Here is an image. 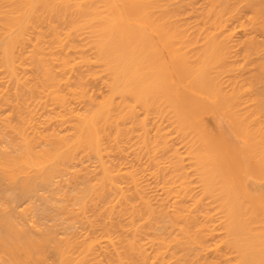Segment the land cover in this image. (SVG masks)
<instances>
[{
    "label": "bare ground",
    "instance_id": "1",
    "mask_svg": "<svg viewBox=\"0 0 264 264\" xmlns=\"http://www.w3.org/2000/svg\"><path fill=\"white\" fill-rule=\"evenodd\" d=\"M231 23L232 24L233 23L235 24L234 25V29H235V26H236V28L238 27L237 29H239V27H240V29H244V30L241 31V33H243V35H245V36H249V33L252 32L251 36H249V39L247 37H244V38L245 39H248V42L251 43V44H249L250 45L249 46L250 48L253 47V50L254 49L257 50L258 47H261L259 45V44H261L260 41L262 39H264V36L262 38L260 37V36H262L260 32H262L263 35H264V31H263L264 30L263 29L264 28V0H0V110H2V112H3L2 114L0 113V131H5V132L7 131L8 132V133H1L0 132V174L4 175L5 180L8 179L10 181L13 179V177L15 175L18 176L17 174L23 175V176H21V175L18 176L19 177V182H16L17 180L16 181H13V182H9V181L5 182L6 184L7 183L8 184L10 183L9 186L10 185H14V189L15 190H18L19 193L15 191L16 193H13L14 194L13 196L16 195L15 198H17L18 195H19L20 196L19 199H21V201H22V199H23V201L24 200H26V201L28 200L29 201V204H31L33 208L36 207V209H37L36 210L37 211L36 215L38 214L37 216H39L40 218H42L43 216L47 217L46 216L47 214L51 218V225H47V224H45L43 222H40V220H38L39 222L38 221L37 222L34 221L35 223H31L32 225L31 224L28 225L29 223H27L25 221H21L20 219L18 220V217L15 215L17 213L15 211L16 210L15 208L10 207V208H12L14 210V211L12 210V212H11L10 210L8 211V209H10V208H8V205L9 204L7 205L6 202H5V204H6L7 207L5 206L4 203L2 204V206L0 205V264H148V261L152 262L156 258L155 256L158 257L159 254L158 255L157 254H154L155 255L154 256L153 255V252L155 253V251H158L159 249L160 250L158 252H160V253L161 252L162 253L167 252V254L166 253L164 254V257H166V255L167 256L169 255L168 256L169 258L166 257V258L169 259V262H172V263H169V264H175V263L177 264V261H179V259L177 258L178 256H179V258L181 260L184 258L183 260L186 261L183 264H186L189 260L192 261L194 258L196 260V257L198 259V264L199 263L200 264L201 263L202 264L203 263L204 264H206V263H210L211 264L212 263V260L211 259L209 260L208 258L211 257L212 255H213V257H211V258L213 259L214 262H216V260H219L222 257V259H220V262L221 263H219L217 261L218 263L216 262V263H213V264H231V262H233V264H236V263H234V261L235 262L238 261L239 258L242 259L240 256H237V253L239 255V250H238L239 247L237 248V253H236V251L234 249L233 250H230V249H232V247L231 248L228 247V249L230 250V251H228L227 247H225V246L224 247L223 246L222 247L220 246L219 247L220 249L217 248L215 250L219 254H217L213 250L214 251V254L215 255H218V257H220V258H218V257L215 258L214 254H212L213 251L212 250H211V252L207 251L206 247H208V249L210 247L213 248V246L215 247V245L218 242H221V241H222L221 243H223L221 245L228 244L227 246H229L231 244L230 246H233L232 244H234L235 247H237L236 245H238V246L242 245L241 242L238 240L241 237V236L238 235L239 232H237L238 227H235V228H237V230L235 228H233V229L236 230V232H237L236 235L238 237L234 234L235 233V230H234V231H231V232L232 233L234 232L233 234L235 235V238L232 237L233 235L231 233H229V234L232 235V236L230 235L231 238L228 236L230 238V242L228 240L227 241L225 240L227 238V236H225V234H227V232L225 233V231H227V228L226 227H231L226 222L230 221L229 219H232V215H231L232 213L230 214L231 217L228 215L230 218L228 217L227 221L225 220L226 217L224 218V216L227 213H229V212L226 213V209L230 208L229 210L231 211V206L229 205L230 204V201H229V204H227V205L225 204L226 206L223 207V208H222V206H224V203L222 204L220 202H218V203L216 202L217 206L214 205L215 207L212 204L215 201H218V200L219 201H223L225 199L224 196L226 198H228L227 196L229 195V197H230V190H232V188H233V190L231 192H232V195H233L234 187H236L235 185H237V187L240 188L241 187L240 185L244 183L243 182L244 178H242V176H240L238 173L239 172L240 173H244L247 170H244L241 166L237 167L238 169H240V170H237L236 166L239 165L238 164V161L235 162L236 160L234 161L232 159V161H229V163L230 162H233V161L235 162V163L234 162L233 163L236 164V165H233V163H231V165H233L232 167L235 168L238 171V173L234 169L235 171L230 173V174L233 173L232 174L233 176H229L230 178H227L228 176H227L226 173H229L231 171V169L227 165L228 164L227 161H225L226 163L224 162L225 164H223V161L226 160V158H228L225 155L224 157H226V158L225 159L223 158L224 160L221 162V164H223V165H219L220 162H218L219 164L217 163L216 165H214V164L211 163L212 165H214V169L218 165H219L218 166L219 169L221 167L222 168H225L226 170L228 168L230 169V170L228 169L229 172H227L225 169H224L225 170L224 171L221 168V170H223L224 172L220 170L221 171V174H218V176H221V175L224 174V176H222V177H223V179L225 178L224 179L225 182H224L223 179H221V177L217 179V182H214L216 180H213V179H216L217 173L214 172L215 171L214 170L213 173H216L215 174L216 176L215 175L212 176V174L210 173L212 171V168H211V171L210 172L208 171L209 173H207V174L210 175L209 178H212V181L207 179L208 176H207L206 179H207V181L209 183L214 182V184L211 183L209 185V183H207L205 180H204L205 181V183H204V181L200 180L201 178H199V176H200L199 174L200 173L201 174L203 173V170L201 169L202 166H203V164L201 165V168H199L200 166L197 167V168H199L198 170H197V168L194 165L192 167V164H195L196 165V162H197L198 158H203V154H205V153H206V155L210 156L208 159H210V158L213 159L214 157H217L218 155L221 156L222 154H224L226 152L224 149H226L227 146H225L226 147L225 148V147H223L221 145L222 146V147L220 146L221 150L218 148L219 146L216 147V148H215V146L218 145V144H222L220 142H223L222 136H224V134H219V133L220 132L223 133L225 131L228 132V130H230L227 127L228 125L227 126L225 125L227 127L226 128L227 130L224 128L225 131H223L224 129H223L222 125H221V127H222L221 130L223 129L222 131L217 129L218 126L216 128L214 127L215 129L218 130V136L217 135H213V137L217 141V142H214L215 139L213 141L214 143H216V145L214 144L215 145L214 148H215V150L218 148L220 150V151L217 150L218 152H221L222 149L224 151H222L223 152L222 154L221 153L219 154L217 151L216 152L213 151L212 150L213 147L211 146V144L213 145V143L211 142V139L212 138L209 140L208 139V136L204 132V130H203V134L201 133L202 132L201 131L202 130L201 128H203L204 126H202L201 128H200V126L203 125L202 123L204 121L201 122L202 119L201 120L197 119L198 117H200V114L201 115L204 114L203 111L202 112H199L200 111V106L198 104H200L199 101L201 99H197L196 97H195V100L196 101L194 99H191V98H193L195 96L194 94L196 93V91H198L197 93H200L201 95L202 94L203 95L205 94L204 96H207L209 94L210 96L208 95L207 97H212L213 98L214 92H216L215 89H218L216 83H219L218 84V87H219L220 86V83L222 82L221 83V87L224 86V89L226 91H228L229 94H230L231 90H234V89H235L234 91H236V89H239V90L236 91V94H239L237 92H239V91H241L243 89L242 87L239 88V85L240 84H239L238 81L241 78H243V81H244L242 83L243 85L241 84L242 86H245V85H248V84H250V85L252 84L251 86L248 85V89H249V86H250V88H252L251 90H253V89L256 90V91L260 90V89H257L258 87H256V86L253 85V83L254 84L257 83L255 80L261 81L262 83L258 81L259 83H257L256 85H258V84L261 83L260 85L262 86V89L264 88L263 87V85H264V83H263L264 82V80H263L264 79V74L263 73L264 72L262 74L259 72V71H261L260 70V67H259L260 66L259 65L260 62H261V64L263 63V66H264V60L263 59H262V61L260 60L261 58H264L263 55H260V57L261 56L262 57L259 59L258 58L259 56H257L256 54H253L252 53L253 50H249L248 47L246 46L248 44H246L245 40L244 41L242 40V39H244L243 37H241L242 39L239 37L242 45L239 43V41H237V40L234 39L237 42V45H239V44L240 45L239 46H237V45H234L233 46V43L232 42H234V40L231 41V40L228 39V38H232V37L234 38V35H236V32H235L232 37L230 36L231 33H232L230 30H232L231 28L233 27V26L231 27V25H232ZM245 27H247V28H245ZM251 27H253V28H251ZM222 28H224V30H222L220 32V34H222V35H224L226 33V32L224 33L225 30L227 31V30L230 29L229 31L231 33L229 31H227V34L229 32L230 35H228L229 37L228 36L227 37L225 36L226 40L224 42L226 43V41L229 40L230 41L229 43H231L232 46L229 45V43H227V48L226 47H223V46H220V48H219V45H218L219 51L221 53L223 52V54H225V55L223 56V54H222L223 57H221V55H220L217 58V61L214 60L215 58H213V61L214 62L216 61V63H212L211 62V64L212 65L217 64V65H214V68H217V69L220 68L218 70L217 69L215 70L217 73L214 72L216 74V76H217L218 79L222 77L221 75L223 73H225L227 75H224L223 74L225 77L222 78L223 81L219 79V82H218V79L217 78H214L216 80V82L214 83V85H216V88L212 84H211L212 87H210L211 85L209 86V88H213L214 87V90L210 89V92H211V90H212V92L214 91L213 94H212L213 96H211V94L208 91H203L202 90L203 84L205 85V83H206L205 81H207L206 80L207 78H205V80L203 81L204 83L202 85H200V83H202L200 81L205 76L207 77V74L206 75L202 74V73H204V71L206 73L209 72V74L211 72L210 75L213 74V71H211L210 64L208 63V61L212 59V58H210V56L211 57L213 56L214 49L212 50V54H211V51H207L205 49V48H209V47H206L207 44L205 45V44H202V43H207L205 41V39H207L208 36H210V34L212 33V29H216L214 31L215 32L216 31L218 32V30L219 29H222ZM249 28H251L252 30L254 28L255 29L258 28L256 30L257 31H260V32H258V34L260 36L256 33L257 31L255 29H254L255 30V32H254V30L252 31ZM131 29L132 30L133 29H136V30H141V31L143 30V31H145V37H148V39L147 38H146L147 40L145 38L144 39L142 38V39L149 42V44H148L149 46L148 45H145L146 42H145L144 45L147 46L150 50H147V47H145V46L144 47L146 49H144V50L146 51V53L151 52V53L147 54L146 60H148V62L147 61L145 62L143 59H141L140 55H144V53H140V52H143L144 50H142L143 48L140 49L141 47L140 48H138V46L136 47V41L135 40H133L132 38L127 39V40H131L132 39L130 41V43L133 41L131 43V46L133 44L135 45V46H132L134 48H129L128 50H126V49L129 47V45H128L129 42H128V44L125 42L126 41L125 40V36L123 37V42L122 41H119L120 38L122 39V35L121 36H117L119 34V32L121 33L122 31L124 32L125 30H131ZM183 29L185 30V33L188 34V35L187 34L186 35L183 34L185 36V41L186 42H187L186 39L188 38V36L191 33L189 29H192V30L195 29L193 31L194 35H195V32H197L196 29H201V30L202 29H207V30L211 29V31H209V34L207 33L208 32L207 30H206L207 32L206 31H205V33L203 32V34L205 36V39H204V37L200 38V36L202 35L201 34L202 31H200V33H199V30H198L197 33L201 34L200 36H197V34H196L195 36H197V37H195V36H189V37H191V39L193 37L192 40L190 38H188L189 39L188 40V43H190V44H188V46L190 48L193 47V46H190V45H194L196 43L195 42L196 41V38H199V39L203 40V41H200L198 39L201 42V45H200V42H199V44L197 43L199 46L196 47V45H194V49L195 48L199 49L200 51L197 50L198 53H200L202 49H203L202 50L203 52H206V54L205 53L200 54V55H202V57H203V54H205V58L203 57L205 60H207V58L209 59L204 64H203V62H204L203 60L204 59H202V57L200 55H199L200 57L198 55H196V57H193L192 56V55L198 54V53H196L197 51H194V49H191L194 52V53L192 52L193 54L191 53V55L189 53L187 54V50H186V56H184L185 52L183 53V51H185V49H188V46H184V47H186L185 49L182 46L183 44L185 45V43H186V42H184V39L182 38V35L180 36V38L183 41V42H181L182 45L180 44V46H182V47L178 48V42L179 41H176V38H174L175 41L168 42L170 39H172V35H171V38H168L169 37L167 35L168 34V31H169V34H171L172 33L171 30H175L176 33H178V34H173V33L172 34L175 35L174 37H177L178 38L179 37L178 35L181 33L180 31L183 30ZM234 29H233V31H234ZM245 29H246V31H245ZM261 29H262V31H261ZM146 30L152 31V33L153 32L154 33H157V37L159 36V34H164L163 32L167 31V32H165L164 35H162L161 37H158L160 45L163 43L162 41L164 40V38H167L168 40L165 39V41L167 40L166 41L167 42L166 44L167 45L170 44V46H171V44H173L171 51L172 50H174V51L183 50V51L180 52L181 55L177 51V54H178L177 57L179 56L178 58H179V60L182 61V63H186V64H184L185 66H187L189 63H190V65L193 64V62L196 60L197 56L200 58L199 61H198V63L199 62H202V61L203 62H202V64L199 63L200 64L199 65L195 61L193 66L196 67V65H197V67H199L201 65L202 66L205 65V64L207 65V63L209 64V65H207L206 69L209 67L208 69H210V71L208 69L206 70L205 68L202 67L203 70L204 69L205 70L204 71L201 70V72H198V70H197V72L200 73V74H197V72L194 73V70H196L197 67H196V69L195 68L194 69H191V68H193V66L191 65V68H190L189 65H188L187 68H190L191 70L190 69H187V68L185 69V67L183 65H181L182 63L180 64L181 61L180 62L178 61V59L176 57V53L174 54L175 57H176L175 58L176 61L174 63H176L178 61V63H179L178 65H181L184 68H181L180 67L181 69H179V68L174 67V65H173L174 63H172V60L173 59L172 60H169V64L171 66L170 68H172V67L175 68V69H173V68L171 69V70H173V72H175V70H177V69L180 70V71L183 69V72H184L183 74H182V72L179 73L180 71H178L176 73L182 74L183 75V79L185 78L184 80H186V81L189 80V83H186L184 86H186L187 84L189 86V84H190V86L193 88L194 94H192L191 92H188L192 88L189 86V89H188V86H187V89H188L186 91L188 93L187 95H189V93H190V95H189L188 98H190L193 95V97H191L189 99V103L191 102L190 103V106L191 107H187V106H189L188 105L189 103L186 105L187 110L184 109V108H181L182 106L179 107L181 109H179L177 107V106H179V104L180 105L183 104L182 101L183 102H184V100L185 101H188V99L185 98V96L187 97V95L185 93V96L184 97H183V95H182V97H180L181 95H179V94L182 93V92L184 93L185 90H182V92L179 91V90H175L176 89L175 83L177 84V82L176 81L175 82L173 81L174 82L173 83L174 85H173L172 84V81H171L172 80L171 76L169 75L170 76L169 78H171L169 80V78H167L168 75H165V74H167V72H168V74H170L169 73L170 68L166 66L167 64H164L165 62L161 66V70H163L164 72L160 70V67H157L159 69L156 68L157 69V70L155 69L156 70V73H154V75H156L155 77L160 76L162 78V80L161 79L158 80L157 78L156 79L154 78V81H155V84L156 83L161 84L163 82V85L164 86L161 84L162 87L158 88V89H160V91H158V92H159V94L161 96H162V94H164L166 97H167V95L169 93L168 97L170 96L171 98L170 97L169 98H165V101H164V97L165 96L163 95L162 96L163 98H162L156 92L157 90L155 88H156V86L158 84L153 86L154 89H155V91L154 90H151V89H153V87L152 88L150 87L151 85H153L152 80L150 79V81L152 83L151 84L150 81L146 82L147 78L142 77V76H144L146 74L144 72L146 71L147 68L149 70V71L148 70L146 71L147 72V75H151V74H148V73H150V72L152 73V70L153 69H151V68L149 69V67L151 65H153L155 67V64H156L155 63L156 62L155 60H157V58L154 56L155 54L153 55L152 53H155V52L158 53V52H160L159 49H156L158 52L156 50H154L157 44L156 45L153 44L154 42L151 43L154 40H152L151 35H149L150 34L149 31H148V34H147ZM186 30H187V32H186ZM175 31H174V33H175ZM243 31H245V32L248 31V32L245 33ZM128 32H131V31H127V33ZM212 34H211L212 37L210 36L209 39L210 38H213L214 37L213 35H215L217 37L219 36V35H216L215 33L213 35ZM218 34H219V32H218ZM126 35L128 37L130 35V33H128ZM222 35H221V37H222ZM252 35L254 37H257V38L260 37L261 40L260 39L253 40L254 38H253ZM132 36H134V35H132ZM132 36H129V37H132ZM136 36H138V35H136ZM240 36H242V35L240 34ZM139 37H138V39H139ZM143 37H144V34H143ZM219 37L216 39V42L219 44L220 41L218 42V40H221L222 43L221 42L220 43L224 45L225 43L222 41L223 37L222 38L221 37L219 38ZM180 38H178V39L180 40ZM236 39H238V36H237ZM190 40H191V42L194 40L193 42H195V43L192 44L190 42ZM198 40H197V42H198ZM258 40H260V41H258ZM165 41H164V43H165ZM211 41L212 40H210V42ZM213 41H215V37L213 38ZM118 42H121L122 45H123V43L124 44L126 43L128 45V46L126 45L127 47L125 45L123 46L124 47L123 49H125V47H126V49L124 51H122L121 53H120L121 50L119 48H118L119 53L117 52V45L120 46V44H118ZM140 42L141 43L142 42L144 43V41H142V40ZM236 42H234V44ZM252 42H257V43L260 42V43L259 44L256 43V47L257 48H255L254 47L255 45L253 43V45H254L253 46L252 45ZM137 43H139V42H137ZM143 43H142V45H143ZM174 43H177V45H176L177 47L174 45ZM211 43H213V42H211ZM211 43H210V48H211ZM262 43H264V40H263ZM150 44H152V45L150 46ZM166 44H164V45L162 44L164 48L167 47ZM154 45H155V47H153ZM213 45H214V43H213ZM201 46H203V47L205 46V47L204 48L203 47L201 48ZM224 46H226V44ZM240 46H241V48L243 46H245V47H243V50L246 49L245 51H249L248 54H246V56H248V57L250 56L249 55L250 51H251V54L252 55L257 56L256 58L254 57L255 59L253 58L252 61L259 62V64H258V67H257V65H256L257 63H255L254 64V67H253V70H252L249 65H252L253 63H252L251 59H248V57H247V59H248L247 61H249L251 64L249 62L245 61L244 65H246L248 63L247 65H248V67H250V68H248V70H251L250 71V77L251 78L249 77L250 81L248 79V76L249 75H246V78L244 79V77H245L244 75H245L246 72H244L243 69H245L246 67L243 66L242 67L243 69L241 68L240 70H238L240 72L242 70V72H243L242 74L243 75L240 74V72H239V74H237V76H236V74H235V76H233L234 74L231 75V76H233L235 78L237 77V79L235 80V78L233 79V77H230V78H232L233 85L232 86H228L227 85L229 87V89H228L227 86H225V85L222 86V84H224L227 81L226 78L229 80L228 82L230 84L231 83V81H230L231 79L228 78V76H230L229 73H231V72L235 71L236 69H238V68H235L236 65L237 66H240L241 65V63H240V65L239 64H236V63H239V61L241 60V56H242L241 55L242 53L239 54V52H240L239 50H241V49H239ZM262 46H264V44H262ZM213 47L214 46H212V48ZM221 47H222V50L223 51L220 50ZM235 47H239L235 51L233 50L235 52V57L234 58L236 60L238 59V61L235 60L236 63H234L233 62L234 60L233 59H230L229 61L231 62V65H230V62H229V64H228L229 66H226V64L228 62L227 61H224V60L227 59L225 56H227V54H228V58L233 57L232 55L229 56L230 55L229 52H232V50L230 51V49H233ZM136 48L137 49H140V51L139 50H135ZM151 48H152L153 51H151ZM168 48H170V47H168ZM173 48H175V49H173ZM223 48L225 50L227 49L226 51L229 50V52L228 53H224L225 50ZM204 49H205V51H204ZM263 49H264V47H263ZM263 49L262 50L259 49L260 52H262V54H264L263 53L264 52ZM165 50L167 51V49H165ZM191 50H189V51H191ZM127 51H129V52H127ZM147 51H149V52H147ZM174 51H173V53H174ZM216 51H217V54L216 55H218V53L220 54V52L217 50V47H216ZM123 52H124V54H123ZM125 52H127V55L128 56L125 55ZM130 52H132V53L133 52L134 53L136 52L137 53L136 54L137 56H134V53L132 54ZM138 52L140 53V55H139ZM162 52H160L161 55H162ZM208 52H209V57H206V55L208 56V54H207ZM160 53H158V54L160 55ZM170 53L171 52H170V49H169L168 54H170ZM173 53L170 54V55H168L169 59H170V56H171V58L172 57L174 58ZM182 53H183V55H182ZM122 54H123L124 58L127 59V61H126V59L123 58V56H121ZM158 54H156V56ZM214 54H215V52H214ZM257 54H259V53H257ZM117 55H120L121 57L120 56H117ZM130 55H132L134 57V59H136V60L140 57V59H138V62L135 61L137 64L139 62L141 64V61L142 60L144 61L145 64L142 62L143 63V67H141L142 65L141 66L134 65V66H136V68L137 67L138 68L141 67V69L143 68L142 70H144V72H142V73L138 72V70L141 71V69H138V68L136 69L133 66L132 63L134 62L133 61L134 59ZM138 55H139V57H138ZM187 55H190L191 58H189L190 56H187ZM153 56H154V58H156V59L153 58V60L155 62L153 60H151ZM236 56H239V57L237 58ZM244 56H245V53H244ZM117 57L118 58L120 57V58L118 59ZM183 57H185V58L188 57L186 59H189V60H193V59H195V60H193L192 63L188 60V64H187V60L184 62L183 61ZM220 57L223 60H220L221 59ZM239 58H240V60H239ZM242 58L244 59L245 57H242ZM128 59L129 60L131 59L130 61L132 63H129L130 61ZM158 59L161 60V59H164V57L162 56L160 58V56H159ZM201 59H202V61H201ZM124 60H125L126 63L123 62ZM160 60H158V63L159 64H156L157 66H160V62H159ZM218 60L222 61L223 63L220 62V61H218ZM170 61H171V63H170ZM242 61H244V60H241L240 62H242ZM117 62H120L121 64L120 63L118 64ZM218 62L221 63V64L219 65ZM224 62H226V64ZM146 63H148V64L150 63V66L148 65V67H146ZM232 63L233 64H236V65H233ZM128 64H130L131 67L128 66ZM144 65H145V68L146 69L144 68ZM175 65H177V64H175ZM212 65H211V68H212ZM223 65H225V68H223ZM232 65H233V69H231V67H230ZM153 66H151V67H153ZM118 67L120 69L116 70ZM122 67H123V70H124L125 75L123 73ZM126 67H128V68L130 67V68L129 69L127 68V71H126ZM226 68L228 69V71L230 69L233 70V71L230 70L231 72L227 73V72H225L226 71ZM255 68L257 69V71L259 70L258 73H260L261 75H263V77L260 74L258 75L257 72L254 73V77H255V74L257 73L256 75L258 76V78H256L257 76L255 78L251 76V75H253V74H251V72L255 71L256 70ZM130 69L133 70V72H131V74L129 73L130 71L128 72V70H130ZM223 69H225V71H222ZM189 70L190 71L193 70V73L195 74V76H198V78H199V76L202 77V79L200 77V79H201V80L199 79L200 81L196 77V79L199 81V85L202 86V87L198 88V85H197L196 86L197 88H195V84L196 83L194 84V82H193V81H195V80H193L195 77L192 79V76H194V74L192 72L189 73ZM157 71H158L159 74L157 73ZM218 71H219V73H218ZM220 71H221V73H220ZM238 71L236 70V73H238ZM117 73H119V74H117ZM121 73L123 75L122 78L119 77V76H121L120 75ZM126 73H128V75H130L131 77H129V76L127 77L126 76ZM134 73H135V75H134ZM136 73H138V74H136ZM191 73H192V76L190 75ZM247 73H249V71H247ZM139 74H141V75H139ZM209 74H208V78L210 77ZM117 75H118V77H117ZM165 76H166L167 79L165 78ZM187 76H188V80L186 78ZM189 76H190V79H189ZM216 76H214V77H216ZM124 77L127 78L126 79L127 82L124 80ZM147 77H150V76H147ZM180 77H182V76H178L177 78H180ZM212 77H213V75H212ZM260 77H262L263 79H259ZM136 78H138L139 80L137 79L138 80L137 81ZM142 78H145L146 79V80H144L145 82L143 81ZM140 79H142V80H140ZM165 79H166V81H164ZM181 79H179V80H180V82L182 81V83L179 82L180 84H178V85L183 84V81L184 80H181ZM214 79H213V82H214ZM121 80H123V81H121ZM133 80H136V83H134ZM148 80H149V78H148ZM157 80H158V82H157ZM160 80L162 82H160ZM179 80H177V81H179ZM190 80H193V81H190ZM209 80H211V79H209ZM234 80L236 82H238V83H235ZM252 80H254L253 83H252ZM118 81H119V83L122 82V84H119ZM141 81H143V82H141ZM198 81H196V82H198ZM130 82L132 84L134 83L133 85H135V86H133V89L131 87L132 84ZM191 82H193V83H191ZM208 82H210V81H207V84L204 87L207 88V86L209 84ZM211 82H212V80H211ZM228 82H227V84H228ZM100 83H102V84H100ZM129 83H130V85H129ZM168 83H170L171 85L168 84ZM245 83H247V84H245ZM123 84L126 87L124 89H123V86H124ZM237 84H239L238 85V88H236ZM121 85H122V87H120ZM146 85H147V87H146ZM136 86H141L140 88L143 87L142 89H144V90L140 89L139 87L137 88ZM174 86H175V88H174ZM99 87H101L100 89H102V87H103V89L105 88V90H104L105 93H103L104 92L103 90L100 92ZM128 87H129V89H128ZM134 87L137 89V91H136V89ZM164 87L166 89L169 88V89H167L168 92L166 91V89ZM171 87H173V88H171ZM179 87H181V86H179ZM204 87H203L204 90H209V89H206ZM246 87L247 86L244 87L245 91H246ZM117 89L119 90L118 93H117V91H118ZM122 89H123V91H121ZM195 89H196V91H195ZM224 89L223 88L220 89V91L221 90L223 91V93H221L222 95L220 93H218V92H217V95L219 94V96H222V97H224L226 95L225 97H228L229 94L228 93L226 94V91L224 92ZM125 90L127 92L128 91H131V92H128L127 93ZM148 90L149 91H152V94L151 95H150L151 92L149 93V96L150 97L147 96V91ZM229 90H230V92H229ZM254 90H253L254 93L251 91L254 95L251 94L250 91H249V93H250V95L252 97L249 96V93L247 95V96H249V99H250V100L248 99L249 103H250V101H252L251 103H253V100H256L257 99V97H255V98L253 97V96H256L255 93H257L258 94V97H259V94H261L262 91L264 92V90H261L260 92H256ZM133 91H134V93H133ZM177 91H179V93ZM245 91H243V93ZM143 92L145 93L144 94L145 96L143 95L144 98L142 96ZM153 92H156V94L153 93ZM161 92H163V93H161ZM115 93H117V94L115 95ZM124 93H126V94H124ZM138 93H139V95H138ZM197 93H196V96H197ZM243 93H240V94H243ZM133 94L135 95V97H132V99H135L137 102L136 101H133V100H130V98H131V96ZM175 94L177 95V98L174 96ZM200 94L197 97H200L201 98L202 96H200ZM223 94H225V95L223 96ZM234 94H235L234 92H233V94H231L233 96L232 100L234 99ZM152 95H154L152 97L153 99L151 98ZM155 95H157V97H156L157 101H156V99L154 100ZM215 95H216V93H215ZM115 96H117V97L119 96V98H117ZM122 96L125 97V100H123L124 97H122ZM129 96H130V98H128ZM146 96H147V99L149 97V99H148L149 102H148L147 99H146V101L144 100ZM136 97L138 99H136ZM160 97L163 99V103L164 104L162 102H160ZM179 97H180V99H179ZM238 97H239V95L237 96V98ZM240 97L241 98L243 97V99H245L244 96H242V95ZM240 97L238 99L239 102L241 100ZM114 98H116V99H114ZM120 98H122V99H120ZM181 98H183V99H181ZM247 98L248 97H246V100H244V101L247 102ZM117 99L120 100V102L116 101ZM126 99H127V101H126ZM223 99L225 100V98L218 99V100H220V103L218 101L217 104H220L221 105L222 104L221 102L223 101ZM235 99H236V95H235ZM121 100H122V102H121ZM205 100L206 99L202 100V102L204 103L203 105L206 107V109H204V110H206L205 111V115H206V112H208L207 111V107L210 108V109H213V111H214V113H210L212 111V110H210L209 111V115L210 114H213V116H216L218 113L216 112V110L214 108H217L218 107L217 109L220 111L221 109L219 107L222 108V106H224V108H225V106H227L228 103H229L228 99H227V101L225 100V102H226L227 105L225 104V102H223L224 105H222V106H220V105L218 106L217 104H215L216 105L215 106L214 103L211 102V104H213L215 106L214 108H211V107L207 106L208 104L206 102H204ZM232 100L230 99V102H232ZM262 100H263V103L259 101V103H258L259 106L256 104L258 107L257 106L256 107L254 106V103H256V101L253 103V108L254 109L256 108V110H257V108H259V112H257V113L250 112L251 113L250 114L251 116H249V117H248V115H249L248 112H246V111L241 112V110H244V109L237 110L238 108H241V106L243 104L241 105V103L238 104V102L236 103V102L233 101L232 102V105H231V106H234L233 103L234 104L236 103L235 104V108H237V109H234V110L235 111L237 110L239 112V114L241 113L242 117L240 116L239 119L242 118V120H240V121H242L241 122L242 125L241 124H239L240 126L238 125V127H241V130L239 128L236 129V131L240 130V131H238V133L236 131H235V133H233L234 130H235L234 127H233V129H234L233 132L232 131L231 132H228L229 135L231 133L230 141L232 143L231 142L230 143L231 144L238 143L239 141H242L243 140V142H242V145H243L246 142H248V140H249V143L250 142L252 143V144H249L250 146L252 145L253 147L255 146L254 148H257V145H258L260 147V148H257L260 152L259 153L258 152L255 153L254 156L255 155L257 156L260 153H262L263 155L262 154L261 155L264 156V151L261 152V150H264V147H263L264 145L262 146V144H264V142H263L264 141V134H262L264 132V129H263L264 127L261 125L262 124L261 123L262 117H263V125H264V116L260 115V113H262L264 111V97L263 96H262ZM139 101H143L142 103L145 102V107H144L145 111L143 109L144 112L141 110L143 108V106H142L141 103H139ZM151 101H152V103L149 105V103ZM169 101H172V102H169ZM125 102H130L131 104L134 103L135 106H134V104L133 105H128L130 103H126L125 104ZM147 102H148V104H146ZM117 103H119V105ZM167 103H170V104L168 105ZM176 103H177V105H176ZM185 103L186 102H184V104ZM192 103L194 104V106H193ZM209 103H210V101H209ZM215 103H216V101H215ZM162 104L165 105V107H163ZM184 104H183V106H184ZM121 105L122 106L128 105L129 107L131 106L132 107L131 113H130V110H129V112H127L129 107L122 108ZM138 105L140 107L142 106L141 109L139 108ZM147 105H149L150 109L148 108ZM157 105L159 107H157ZM246 105L248 106V103H246ZM261 105L263 106V108H260ZM116 106H117V108L119 106H121V107H119L118 110H117ZM160 106H162L164 109L160 108ZM245 106H244V108H247V106L246 107ZM152 107H153V109H152ZM167 107H169V108H167ZM176 107H177V109H179V111L180 110H184L185 113H184V111H180V113H176V111H177ZM205 107H203V108H205ZM228 107H230V106L228 105ZM136 108L139 109L138 110L139 113L140 112L142 114L144 113L143 115H145V117H142V119H141V117H139L140 115H142L141 113H140V115L139 114H134L137 111ZM157 108H160V109L158 110ZM166 108H167V110L169 109L168 110L169 112H171L170 113L171 114V117L170 116H167V115H170V114H167L168 111L166 110ZM248 108L251 109L250 108V105L248 106ZM119 109H122V110H120L121 112L119 111ZM124 109H127V111L124 110ZM147 109L149 110L148 112L146 111ZM170 109H172V110H170ZM188 109H189V111H188ZM195 109H197L196 112L198 111V113L194 112ZM228 109H226L225 111L227 112ZM115 110L117 112L119 111V113H117ZM123 110H124V112H123ZM132 110H133V114L134 115L132 114ZM229 110H231V109H229ZM234 110H233V112H234ZM251 110H253V109H251ZM114 111H115V114L116 115L114 114ZM154 111L155 112L156 111L157 112L162 111L164 113H161L160 112L161 114H157ZM225 111H224V113H226ZM237 111L234 112L235 115L233 114L232 116H230V117L228 116L227 117V119L228 118L229 119L231 118V121H229L231 123V126H233V125H235V127L237 126L236 125L237 122H238V119L236 117V115L238 116ZM145 112H147L148 114L145 113ZM150 112H151V114H153L152 116L153 117L155 116V117L152 119V116H151L150 119H146L147 118V115L148 116L151 115ZM172 112H175V113H173L174 115L172 114ZM190 112H191V114H192V112H194V114L196 113V115H197V116L195 115L197 117L196 118L197 121H193L194 123H192V121H190V120H193L192 118H190V116H191ZM215 112H216V115H215ZM228 112H230V111H228ZM244 112H246V113H244ZM39 113H41V114H39ZM123 113H126V114L123 115ZM128 114L131 117L130 119H128L129 118L128 117L129 116ZM156 114H157V116H156ZM165 114H166V116L164 117ZM176 114L179 116V118H178V116H176ZM186 114L190 115V116H188L190 119L187 118ZM246 114H248V115H246ZM255 114H257V117H255L256 119L253 117V116H256ZM262 114H264V112ZM119 115H121L120 118L118 117ZM159 115L160 116L162 115V118L163 117L164 118L163 119L162 118H159L158 119L157 117H159ZM181 115L182 116H185V117H182ZM228 115H231V113H228ZM243 115L246 118V120L248 119V121H250L249 118H253V120L255 119V121H253L251 119V121H252L251 124L248 122L249 125L248 124L246 125L247 128L248 127H251V126H255V125L257 127L258 123L260 122V124H259L261 126V128H259L260 130L256 129V131H255V128L256 127H251L252 129L250 128L249 132H248L247 129H245L246 127L243 129L244 124L247 123V121L243 118ZM258 115H260L259 118H258ZM39 116H41V117H39ZM125 116L127 117L126 118L127 120L124 119ZM133 116L135 117V121L138 120L139 123H135V121H134L133 122L134 124H132V122H130L131 120L132 121L134 120V117ZM173 116H175V117L173 118ZM180 116L182 118H180ZM213 116L211 117L212 119L211 118H208V119H206V121H209V119H211V121L214 120L215 121L214 124L216 122H219L221 124L223 122L224 123L226 122V119H224V118L216 117V118H218L216 120ZM36 117L39 118L40 120L39 119H36ZM136 117L139 118V119H141V120H143V121H141L142 123ZM166 117L169 118V121L167 120ZM192 117H194V116H192ZM224 117L226 118V114H224ZM234 117H236V118L235 119H232ZM118 118L120 120H123V119H124V121L126 120L125 121L126 124H127L128 120H129L128 125H126L125 122L120 123L121 121ZM116 119H117L118 122L120 121L119 123L121 125L124 123V127L120 128L119 127L120 124L118 122H116ZM144 119H145V122L148 121V120L149 121L145 123L144 122ZM151 119L154 120V124L153 125H151L153 122L150 123V121H152ZM157 119L159 121L161 119V121L159 122ZM174 119H176V120H174ZM243 119L245 120L244 123H243ZM257 119H260V121L257 120ZM186 120H187V123H186ZM232 120H233V122L236 121V120L237 121L233 124L232 123ZM155 121H156V123H159V124L161 123V126H163V125L164 126L166 125V126L165 127L164 126L161 127L159 124H157V126L158 125L160 126L159 127L160 129H157L156 130V128L154 126L156 124ZM163 121L164 122L165 121H168V122H166L167 124H163ZM171 121H173V122H171ZM175 121L176 122L177 121H179V122L181 121V123L183 125L180 124L179 122H177V124H176ZM114 122L116 123V125H115ZM253 122H255V123L252 124ZM174 123L176 125H173ZM198 123L200 124V126L199 125L197 127H196V125L194 126V124H198ZM238 123H240V122H238ZM138 124H139V126H137ZM145 124H146V126H149V127L151 126L150 129H151L152 132H155V134L154 133L152 134V132L149 131V128L148 127H147V130H146L144 128L145 127ZM129 125H131V127L134 125L135 127H132L131 128ZM184 125L187 127V129H185L186 127H184ZM173 126L177 128L175 132L174 131L171 132V130H173V129L175 130V128ZM215 126H216V124H215ZM125 127H127V129ZM128 127H129V129H128ZM138 127L139 128L142 127L143 129H145L144 132L142 133L141 132V131H143L142 128H140V130H139ZM179 127H181V130H179L180 131V134H177V131H178ZM194 127H196V128L199 127L200 130L197 129L198 131H196V128H195V130L193 129ZM170 128H171V130H170L171 134L173 136L175 135L176 137L174 136V138H176V140L178 139V141L174 140L173 137H171V134L169 132V129ZM116 129L119 130V131H116ZM122 129H123V131H122ZM131 129H134V131L136 130L137 132L140 131V133H138V134L141 137L138 136V134L136 135V132L134 134V131L133 130H132V132H133L132 133L130 131ZM183 129H185L187 131L189 130V133L191 134V137H190L191 139L189 138V135L190 134L189 133L186 134L185 133V130H183ZM231 129H232V127H231ZM28 130L31 133H28ZM126 130H128V131H126ZM242 130L243 131H246L247 130L246 132H243L244 134L247 133V132L249 134L252 133L254 138L253 137L251 138L252 134L251 135L248 134V136H250L249 137L250 139H248V137L246 138L247 134H245V136H244L245 137V140H246L245 141L243 139V136H242ZM251 130L252 131L254 130V131L252 132ZM120 131H122L123 133L124 132H127V133L126 134H123ZM129 131L132 133V135H129V134H131V133H129ZM159 131H161V132H159ZM163 131L164 132L168 131L167 133L170 134V136L167 135V133H166V135H164L165 133ZM179 131H178V133H179ZM199 131H201V132H199ZM257 131H258V135L255 137L254 134H256ZM259 131L260 132L263 131L260 134V136L262 135V137H261L262 138L261 139L262 142L259 141V140H257V142H255V143L252 142V141H254V139L256 140L259 137V133H260ZM115 132H117V134ZM150 132H151V134H150ZM141 133H142V135H141ZM146 133H147L148 136L146 135ZM192 133H196L195 134V137L198 136V135H200L199 133L202 134V135H200V137L203 136V135H205V137L204 136L201 137V139H203V140H199L200 138H197V137L195 139H193L194 134L192 135ZM209 133H210V131H209ZM212 133H214V132H212ZM212 133L209 134L211 137H212V135H211ZM228 133H225V134L228 135ZM232 133H233V135H232ZM118 134H119V137L120 138L125 135L124 137H122L125 140L129 138L131 140L130 141L131 142L130 144H132L134 142V140H135V142L133 143V145L138 142V144H136V146L138 145V147H135V145L134 146L132 145L133 147L132 146H129V145H128V147L125 146L127 144L124 145V142H123L124 140L123 139L122 140L121 139H118L119 137L117 138V135ZM159 134H161L162 136L159 135ZM149 135H151V136H149ZM156 135H158V136L155 137V139H153L154 137L152 138V136H156ZM179 135H181V137L183 136L182 138L180 137L181 139H183V138L185 139V138H187V136H188L189 139L188 138H187V140L185 139L186 141L185 140H181L179 138ZM236 135H239V139H238V137H236ZM240 135L242 136V138L240 137ZM136 136H138V137H136ZM143 136H145L146 138H148V137H151V138H150V140L147 139V141H145L146 138L144 139ZM160 136H161V138H160ZM166 136L171 137L169 139H172L173 141H170L169 140V142H171V143L166 142L165 140H166V138H168ZM219 136H221V139H220ZM158 137H159V139H158ZM206 137H207V139H206ZM217 137L220 139L219 142H218V138ZM115 138L118 141L115 140ZM134 138H136V139H134ZM156 138L158 139V141H157ZM224 138H225V136H224ZM151 139H153L154 142L153 141L151 142ZM179 139L181 141H183L182 142L183 144L181 143V141ZM128 140H126V142H128ZM190 140H192V141H190ZM119 141H122L119 144L120 145H124L122 147H123V149L125 148L124 149L125 150V153L123 152L124 150L121 149L122 148L121 146L120 147H117V146H119V144H118ZM143 141H145V143ZM174 141L176 143L180 141L179 144H177V145L178 146L180 144L183 145V147L182 146L181 147L184 150L179 147L178 150H181V151H178L177 148H176V145H173ZM201 141H203V142H201ZM224 141H226V140L224 139ZM258 141L260 143H262V144L260 145V143ZM139 142L140 143L142 142L144 145H146V143H148V144L150 143L153 146L151 148V146H149L150 144L144 146L141 143L143 145L142 148H144V150L145 149L147 150V151H142V148H141ZM158 142H159V144H158ZM163 142L168 143L167 146L170 144L168 146V149L167 148H164L163 149V152H165V154L168 151L166 156H165V154H161L163 152L160 151V150H162V148H160V147L166 146V144L163 143ZM184 142H187V143H184ZM189 142H191L190 145H189ZM192 142L194 143V146H195V143L197 142L196 143V147L200 144V148H202L201 149V152H200V149L199 148H198V150H199L198 151V150H196L197 149L196 147H194V148H193V146L191 147V144H193ZM204 142L206 144H208V146L206 145L208 148L205 146V144H202ZM210 142H211V144H210ZM230 143H229V145L231 146ZM116 144H118V145L116 146ZM201 144H202V146H201ZM154 145H156L155 148H154ZM224 145H226V144H224ZM147 146H149V147H147ZM187 146L191 148V152L189 153L188 156H186L184 154V153L188 154L187 151L190 150V148L188 149ZM230 146H229V149H230ZM234 146H235V144H234ZM236 146L239 147L238 145H236ZM245 146H248V144L246 143ZM250 146H249V148H250ZM252 146H251V148H252ZM116 147L117 148H120L121 149L120 151H122V150L123 151L120 152L119 149H116ZM203 147H204V149H203ZM235 147H234L235 150H232V151H237L238 149H240V148H237V150H236ZM128 148L129 149L131 148V149L130 150H127ZM133 148L134 149L136 148L135 151L133 150ZM147 148H149L152 151L151 152L149 150L150 151V153H149L150 155L147 153V152H149ZM157 148L158 149L160 148V150H158ZM114 149L116 150L115 152H117V153H115V152L113 153ZM153 149H156L159 152H161L160 155H158L159 152H158V154H155L157 157L158 156H161L160 158H157L156 157L159 160H157V159L156 160L155 159L153 160V159L150 158V157L153 158V155H154L153 154V152H154ZM165 149L167 151H164ZM173 149L174 150L176 149L175 150L176 152ZM192 149H194L193 150L194 152H192ZM257 149H254V150H257ZM169 150L171 151L172 154L174 152L176 153V154H173V155H178V154H180V152L182 153V150H183L184 153H182V155L184 154V157L183 158L182 157H178L180 160H177L178 159L177 156H174L173 157V155H171V153H170ZM202 150L203 151L205 150V151L203 152ZM211 150L213 151L212 153H211ZM252 150H253V148H252ZM254 150H253V152H254ZM126 151H130L132 154L130 152H128V154H130V155H124V154H126ZM208 151H210V154H209ZM245 151L248 152L249 150L246 149ZM119 152H120V154L123 153L121 155V157H119V155H118ZM134 152H136V153H134ZM140 152H142V153H140ZM227 152H228V148H227ZM137 153L138 154L139 153L142 154V156H138L137 157ZM168 153H170V154H168ZM194 153H195V155L197 154L196 156H200L202 153L203 154H202V157L201 156L200 157H196L195 155H194L195 156L194 157L193 156ZM240 153L241 152H239L238 155ZM242 153H245V152H242ZM250 153L248 152V154H250ZM112 154H115V155L112 156ZM143 154H144V156H143ZM151 154H152V156H151ZM190 154H192V155H190ZM211 154L212 155L213 154H218V155L217 156L214 155V157L212 158L211 157L212 156ZM228 154H230V153L228 152L227 155ZM231 154H230V156H231ZM236 154H237V152H236ZM131 155H133L134 158H131L132 157ZM162 155H164L165 158H167V159H165V158L163 159V156ZM169 155H171V156L169 157ZM206 155H205V157H208ZM240 155H243L244 156V154H240ZM261 155H259L257 157H262ZM114 156L115 157L117 156V159L118 160L120 158L119 161H121V163H119L118 160H116V158ZM124 156L127 158L128 163L129 164H132V165H129V164L126 163V159H125ZM127 156H129V157L131 156L130 158L132 160L130 158H128ZM145 156H147L146 160H145ZM220 156L218 158H220ZM246 156H247V154H246ZM254 156H252V157L250 156V157L254 159ZM110 157L111 158L114 157L115 160H116V162L115 161L113 162V159L114 158L111 159ZM122 157H124L125 160ZM257 157H255V158L258 159ZM154 158H155V156H154ZM170 158H172V159L171 160H168ZM194 158L195 159L197 158V159L195 160ZM229 158H228V160L231 159V158L230 159ZM232 158H234V157L232 156ZM238 158L239 157L237 156V160H238ZM244 158L245 157H243V159ZM262 158H264V157H262ZM128 159L130 160V162H129ZM136 159H137L138 162L140 160L139 164H137L138 162L135 161ZM183 159H184V161H183ZM206 159H203V160H206ZM259 159H261V158H259ZM143 160L145 162H147V164L144 163V165L146 167H143L142 169H139V167L143 166L142 165V163L144 162ZM149 160H153L154 162L153 161H149ZM166 160H167L166 163H169L168 164L169 166L165 163ZM185 160H186V162L191 160L190 162H187L185 164L186 166H188L187 168L184 165ZM215 160L218 161V159H215ZM122 161H123V165H125V169L123 168V166H121ZM134 161L137 162V163H134ZM155 161H157V162L158 161H160V162L163 161L164 164H166L167 167H168V170L166 169V167H164L165 170H167V172H164V173H166V174L167 173H170L169 174L170 176L168 174L166 176H165V174L164 175L162 174L163 173L162 171H164V168H163V166H165L164 164H163V166L161 168V172H160L161 175H162V177L160 175H156V174H158L157 171L159 170L158 168H160V166H158L156 164L157 162H155ZM169 161H171V162H169ZM181 161H183V163H181ZM192 161H194V162H192ZM207 161H206V163H207ZM209 161L207 163L208 165L207 164H204L203 168H205V166H206V168H207V166L208 167L211 166V164L209 163ZM244 161H245V159H244ZM249 161L252 163L251 164L249 162V164H251V165H256V163L259 164V165H256V166H258L260 168V169L258 168V170H262L263 169L262 171L258 172L257 169H254L255 166H252L251 168H248L250 170L253 168L252 171L253 170H256L257 176H258L257 179H259L260 177H262V175L264 177V172H263L264 171V167L263 166L260 167L261 164L258 161L257 162H255L253 160L251 161V159ZM150 162L151 163L153 162V164L156 165L157 168L154 167L153 164L152 165L149 164ZM179 162H180V164H178ZM191 162H192V164L190 165L191 167H189V164ZM200 162H202V161H200ZM210 162H213L214 163V161H212V160ZM241 162H239V163L241 165H243ZM133 163L136 164L137 166H139L138 167V172L136 170L137 168L135 167L136 165L133 166ZM204 163H205V161H204ZM114 164L120 165L119 167L120 168L122 167L123 169L121 168L122 169L121 170L119 167H117V168L115 167L116 168L115 169L114 168V166H115ZM140 164H141V166H140ZM174 164H176L178 166L183 164L182 165L183 166L182 168H181V166H179V167L183 171L185 170V173H186V169H191L190 172L187 171L188 172L187 173V176H189L191 172H194V173H192V175H193L192 178L193 179L195 178V179L193 180L191 178L192 179V181H191L192 183L190 181H188V180H190L188 178H190L192 175H190L189 177H187L186 174L184 176V172L180 171L183 174V176H182L180 172H177L178 170H181V169H179V167L176 166V165H174ZM147 165H148V170H149L148 172H147ZM160 165H162V163ZM170 165H171V167H170ZM172 165L175 166L174 169L177 167L176 168L177 170L176 171L174 170V173L175 174L178 173V175L180 173V175L182 176V177H180V175L179 176L176 175L177 178L179 177L178 181H176V182L179 183L181 181V182H183V184L180 183V184L177 185V183L175 181H174V183L171 182V180L172 181L173 180H176L175 179L176 177L174 176L175 174L173 173V169H172L173 166ZM129 166H131L132 168H129ZM196 166H198V163H197ZM150 167H151V169H149ZM243 167L245 168V166H243ZM118 168L120 169V170H118L120 174L124 170V172L126 171V174L128 172L127 175H130V174L131 175H134V176H132L134 178H129L131 176H128V178H129L128 179V178H126L127 175L124 178L122 176V175H125L124 173L122 175H119L118 174V176L116 177V174L114 172H117V169ZM154 168H156L155 170H157V171L153 170L154 172H156L155 174L153 172L151 173L152 169H154ZM209 168L207 170H210ZM128 169L131 170V172ZM143 169H145V170H143ZM217 169L218 168H216V170ZM241 169L244 170V171H242ZM139 170H141L140 172L142 173L140 177H139V174H140ZM170 170H172V175H171V171ZM194 170H196L197 172L200 171V173L198 172L199 174L198 173L195 174L196 172ZM201 170H202V172H201ZM168 171H170V172H168ZM134 172L138 175V178H136L137 175L135 177ZM143 172H145L147 175L150 172V174H149L150 177L147 178V176L143 175L144 174ZM217 172H218V170H217ZM247 172H249V171H247ZM256 172H255V174H256ZM218 173H220V172H218ZM236 173L241 177V180L240 179L237 180L238 178L235 179V175L234 174H236ZM142 175H143V177L145 176L148 179V180H146V181H148V185L146 184L147 182L144 181L145 178H142ZM152 175H153V177H152ZM155 175H156V178L154 179ZM238 175H237V177H238ZM250 175H251V172H250ZM253 175L251 177H253ZM163 176H164V179H162ZM171 176H172V178H171ZM195 176H198V178L195 177ZM243 176H244V174H243ZM151 177L153 178V180H156L157 179L156 181H154L155 184L158 181H160L161 183L165 182V183H163V185H161L160 182L157 183V184H159V186L161 185V188H159V187H157L158 189L156 188L157 190L155 189L156 186L154 188H152V186H151V188L155 190V191L153 190L154 193H156V191H157V194L156 195L154 193H152V194H154L152 197H151L152 194L149 195V192L147 191L149 188L146 187V185L149 187V184L150 183L151 184L154 183L152 181ZM157 177H159L161 180H159ZM169 177H170V180H169ZM173 177H175V178H173ZM213 177H215V178H213ZM254 177H256V175H254ZM2 178H3V176H2ZM116 178H118V180H120V182H121V180H122V182H125L124 183L125 184V187H127V185H129V183H131V185H129L128 187H130V189L132 191H134L135 188H138V187L140 188L141 186H143L142 188H144V185H145V188L147 190L146 189H142V188L141 189L138 188V189H136L137 192L134 191L135 194L134 193L132 194V191H130V189L127 187V189L126 188L125 189L126 190H129V192H130V193H127L128 191L123 190L124 184L121 182V184L123 185V186H121V188L123 187L121 189V191L123 190L124 193H125L124 194V193H122L123 191L122 192L120 191V189H119L120 186H117L118 183L120 185V182H118L116 180ZM122 178L124 179V181H123ZM139 178L140 179L141 178L144 179L143 181H141L142 183L143 182H146V183H144V185H142V183H141V186H139V183H140V179ZM226 178H227V180H226ZM245 178H246V176H245ZM248 178L250 180V177H247V179ZM125 179L129 180V183L127 181L128 184L126 183ZM167 179H168L169 184L172 183V184H170L171 186L176 187L177 192L175 191V188L173 190V187H171L170 185L167 184L168 183L166 181ZM183 179H185V180L188 181V182L185 181L186 184L188 183L187 184L188 187H185L187 185L185 184V182L183 181ZM198 179L203 184H206V185H203V186L206 187V191L205 190L203 191L204 194L202 193V190H203L202 184L199 181H197ZM219 179H221V180L219 181ZM232 179L235 182L234 183L235 185L234 184L232 185V183H233ZM257 179L254 178V179H251L252 181L251 180L250 181L252 183H255L253 180L259 182V180H257ZM260 179H261V181L259 182L258 186L264 187V183H261V182H263L264 178H260ZM133 180H134V183L132 182ZM135 180L139 181V183L137 181H135ZM162 180H163V182H162ZM221 181L223 183H220ZM237 181H240L241 184L240 183L237 184L236 183ZM115 182L117 184H115ZM194 182H196V183H194ZM246 182H248V184L250 186V182L249 181H246ZM215 183H217L218 186L220 184H222V185L223 184L224 185L226 184L227 186L225 185L223 187L225 188V190H226V188L229 189V191L228 192L223 191L226 194L225 193H222V196H221V194H218L217 195V193L219 192V190L221 191V190H224V189H222L223 188L222 186L221 187L219 186V188L217 189L216 187H218V186H217V184L215 185ZM190 184H192V185L193 184H196V185H193L194 187L191 186V189H193V191H194V188L196 189L198 187H199L198 188L199 190L202 189V190H200V192H198L201 195L197 194V192H195V191H194V193L192 191L193 194L190 192L194 197L196 196L195 198H197V201L198 202L196 201L197 202L196 205H194V202H195L196 199H193L192 198L193 196H191V198H192V202H191V198H189V195H191V194H189V191H191V189L189 188L190 187ZM133 185H136L137 187L136 186H133ZM165 185H168V186H165ZM179 185L180 186L182 185L183 187H185V189L184 188L182 189V186L180 187ZM214 185L216 187H212ZM229 185H232L233 187H231ZM245 185H247V183ZM253 185L255 186L257 184L256 183L255 184H252V187H253ZM6 186H8V185H6ZM116 186L118 187L117 188V191L115 189ZM208 186H210V187H208ZM5 187L2 189L3 192H4V194H7L8 197L11 196L12 194L10 192L13 189V187H7L10 191L7 188H5ZM167 187H168V192H166L167 190H165ZM169 187L174 192L172 190H169L170 189ZM179 187L183 191H180ZM229 187H231V188H229ZM255 187H257V186H255ZM187 188H188V191H187L188 193L186 192ZM211 188H215V190L214 189H211ZM114 189H115L116 193L117 192H119V193L118 194H115ZM159 189H161V192H160L161 194L163 192H164V194L166 193L165 196H167L169 194V198L172 197L171 198L172 200H177V199H175V197L177 195L176 198H179V201L180 202L182 201V203L180 204L179 201H177L175 203V201H172L171 199L168 200L167 197H164L166 200L164 198L163 199L162 198L160 199V197H163V196H161V194L158 193V191H160ZM209 189H211V190H209ZM253 189L254 188H252V191H253ZM45 190H47V191H49L51 193V194H49V195H51V197H49V198L47 197L48 199H45V200H44L45 197L44 198L42 197L41 198L42 199V202H40V203H44L46 201L44 205L42 204L43 205L42 206L40 203L36 202L38 200L37 196H40V195H37V196H35V195H36V193L38 194L39 192L45 191ZM141 190H143V192ZM145 190L147 192H144ZM199 190H197V191H199ZM212 190H214V192H213V194L211 196L208 192H211ZM237 190L238 189L235 190L236 191L235 192V195L238 192L237 194L240 197L242 196L241 201L245 202V204H243V206L241 205L243 202L240 204L241 207H242V208L240 207L241 209H243V208L245 209V208L250 207L249 205H246V202H249L248 200H250L251 198L254 199V204L256 203L255 204L256 205V208H258V209L259 208L260 209L262 208V206H259L257 203H262L264 200L262 202H258L259 201V198L257 196H255L257 198H254L251 195H250L251 198H247V196H249V194L246 193V192H244L245 189L242 188V187L239 190L241 192V194ZM139 191H141L142 195H140V192ZM150 191H152V190H150ZM252 191L250 190V192H252ZM181 192H183V193H181ZM184 192H185V194H184ZM215 192H217V193H215ZM9 193H10V195H8ZM144 193L145 194L148 193L147 196L148 197L150 196L149 198L152 201L149 200L146 195H143ZM206 193L209 196H206ZM244 193H246V195L243 196L242 194H244ZM121 194L125 195V196H123L124 198L121 197L122 196ZM118 195L119 196L121 195V196L119 197ZM126 195L129 196V197H127ZM132 195L134 196V199L135 200L137 199V201L132 200L131 202L134 201V202H137V203H134V202L132 204L131 203H128V202H130L128 200V198L131 200V197H133ZM180 195L181 196L183 195L182 196V199H184L185 201L180 198ZM204 195H205V198H207V199L210 198V199L207 200V199L204 198V200H203V198H202V199H200V201L202 200L201 201L202 203H201L198 199L201 198V197H204ZM219 195H220V197H218ZM235 195L233 197H236L237 196V195L236 196ZM32 196H35V197H32ZM43 196H45V195H43ZM136 196H140V197L135 198ZM141 196L142 197L143 196L144 197L146 196V197L145 198L143 197L144 199H142ZM239 196L237 197L238 199L240 198ZM12 197L7 198L8 200H6L4 198V201L5 200L6 201H9V199H11ZM117 197H118V199L119 198H121V199H119V201H118L116 199ZM125 197H127V198L125 199ZM155 197H157V199ZM215 197H218V199L216 200ZM233 197H232V199H233ZM243 197H244V199H243ZM15 198L13 197V200ZM114 198L117 200V202L119 203V205H118L117 202L115 203L116 200L114 201ZM140 198H141V200H140ZM185 198H188V200L185 199ZM222 198H224V199H222ZM261 198L262 199L264 198L263 195H262ZM41 199L39 198V201ZM145 199H147V200H145ZM155 199H156V201H155ZM214 199H215V201H214ZM257 199H258V201H257ZM123 200H125V201H123ZM160 200H162V201H160ZM163 200H165V203H164ZM205 200H206V203L209 200H210V202L212 201V204H209V203H207L208 205L204 204V201ZM226 200L227 199H225V201ZM230 200H231V197H230ZM234 200H235V198H234ZM239 200H238V202L240 203ZM120 201H122L124 203L127 202L125 204L124 208H123V205L124 204L121 207L120 204L122 202H120ZM141 201H142L143 204L140 203ZM169 201L170 202L172 201L171 204L172 203L174 204V205L172 204L173 206H171L172 207V210H171V208L169 206L170 205V202ZM186 201H190L191 203L189 202L190 204H188V202H186ZM150 202H154V203H150ZM156 202L159 203V204H155ZM167 202H169V203H167ZM184 202H186V204H184V206L182 207V204ZM199 202L202 205H200ZM252 202H253V200H252ZM252 202H250V203H252ZM9 203H10V201H9ZM37 203L40 204V205H38ZM145 203H147V204H145ZM149 203L151 204V206H150ZM166 203L169 204V205H167ZM232 203L234 204V201ZM250 203H248V204H250ZM141 204L144 205V207H145V208L142 209L143 211L139 212V210H138L139 208L134 209V207H139V206H141ZM152 204H155V205L152 206ZM165 204L170 208V210L172 212H169L170 210H168V207L165 206ZM191 204L194 205V207L196 206L195 209L197 211L195 209L194 210H191V212L189 213V215L187 214L186 216H188V218H192V216H194L193 218L196 219L198 216L203 215V214H204L203 216H205V214H206L207 215L206 217H203V216L201 217L200 216V219H202V218L205 219V220L202 219V220L205 221V222L204 221H202V222H204L203 225L205 224L207 227L201 225L202 223H200L198 221L199 217H198V219H196L197 221L195 219H192V220L190 219L189 220L185 215H182L183 213H180L182 211L181 210L182 208L184 210L185 209L186 210H189L190 207L187 206V205L192 206ZM221 204H222L221 211H222V209L224 210L226 207H228V208H226L224 210V212L223 211L222 212L221 211H216L215 208L216 207H220L218 205H221ZM262 204H264V202ZM31 205H29V208H31L30 207ZM156 205H157V207L154 208V206H156ZM158 205H160V206H158ZM163 205L165 206V209H164V206ZM177 205L180 206L179 209H178V206ZM250 205L252 206V204H250ZM10 206H12V204ZM127 206H128V208H126ZM132 206H133V208H132ZM174 206H175V208L177 210L174 209ZM197 206H199L200 208L197 207ZM209 206H213L214 208H212V209H214V210L209 209ZM158 207H160V208H158ZM205 207H206V209H205ZM141 208H142V206H141ZM141 208H140V210H141ZM166 208H167V211L169 213L166 211ZM197 208L203 209V210L205 209L204 211L202 210L203 214H202V212H199V209H197ZM256 208H255V210H256ZM216 209L217 210H220L218 208H216ZM244 209H243V212L241 210V215L242 216H246V219H244L242 217L243 220L240 219L239 221H243L244 222V224L241 225V227L242 226L244 227L245 224H246V226H245L246 227L245 228L246 231L243 229V227L242 228L240 227L241 230L239 229V231L242 232V230H243L242 233L246 232V234L249 235V231L255 230V231L250 232V235L252 233L255 234V232H257V233L260 234V230H261L260 227H259L258 231H256L257 230L256 227L259 226V224H260L259 222L261 220L262 223L260 224V226H262L264 228V226L262 225V224H264V221H262L263 218H261V219L259 218L258 223L255 222L257 220H253L254 221V224L256 223L257 225H253L252 222H251L252 220H249L251 222V224H252V226H251V224H249L250 225L249 226L248 225L249 222L246 221L248 219L247 216H249L248 214L254 215L255 214L254 212H256V211H254V209H253V214H252V210L250 208H249L250 210L246 209L248 211V213H246L245 212L246 210H244ZM144 210L147 213V215L150 212V214L148 215L149 219H147L148 217H147L146 213L145 214L142 213V212H144ZM173 210H175V211H173ZM186 210L184 212H188ZM206 210H207L208 213H206ZM234 210L236 211L237 209H234ZM234 210H232V211H234ZM261 210H263V209H261ZM34 211H35V209H34ZM137 211H138V213H135ZM154 211L158 213L157 216H156L157 213H154ZM212 211L213 212L216 211V212H219V213L214 212L216 214H213ZM14 212H15V214H14ZM193 212H195V215H193L194 214ZM262 212H264V211H262ZM140 213H141V215H140ZM173 213H174V215H173ZM178 213H180V215H182V216H177V215H179ZM221 213L224 215L223 217L222 216L221 217L225 220V222H222V223H225V224L222 225L225 229L222 228L221 226H219L222 223H219V222L216 221L217 218H218L216 215L219 216L218 221H220V219H221V221H223V219L220 217V214ZM224 213H226V214H224ZM143 214L145 215V217H142V219L144 218L146 220H150V219L153 220L152 219L153 217L150 218V216H154L155 215L154 218L157 217V218H159V220L162 219L163 222L161 221V223L163 225L165 223V218L163 219V217H166L167 216L168 219H169V216L171 214V216L173 215L174 217H176L175 219H177V220L179 219L178 221L175 220L177 222V223L175 222L176 224H178L179 222H181V223L182 222L188 223V225H185V223H182V226L184 224V226L182 227V230L184 229L183 233L187 231V228L188 229L190 228V230H191V228H192L191 226H193L194 228L196 227L197 230L200 227H205V228H208L207 230L206 229L205 230L206 231H209L210 234H211V236L206 238V236L204 237V234H203L202 235L203 239H201L202 237L201 238L200 237L199 238H194V235L191 237V235L194 234V233H195V236L198 237V236H200V234H202V232L205 231L202 228H201L202 231H201V229H199L198 231H196V228H195V229L191 230V233L190 232H186L183 235V233L180 232L175 237V236H172V235H175V232L178 233L179 230H180V228H179V230L176 229V228H175V230H174V228H173V230H171V228L172 227H176V226H177V228L178 227H181V224L180 225L174 224V225H176V226H174V225L171 224L172 221H170V223H169V221H166V223L171 224V225L169 227H167L168 224H166L167 226L166 225H164V226L161 225V227H163V228H165V226H166V229L168 228L167 229V232L164 230L168 234H167L166 237H164V239L162 241V239L160 240V236H159L158 233L161 232L159 230H163V228L157 230L160 227L159 226V224H161V223H159L160 221L159 222L158 221L153 222L154 221L153 220L151 222V220H150L149 222H147V221H145L143 219L145 222L143 220L140 222L141 216H144ZM212 214L214 216H212ZM256 214H255V216H256ZM160 215H162V216H160ZM190 215H192V216H190ZM135 216H139V217L137 218ZM158 216H160V217H158ZM209 216L210 217L211 216L213 217V218L210 219V221H209V219H207V217L209 218ZM239 216L240 215L238 214V217ZM167 217H166V219H167ZM182 217H184V218H182ZM258 217H260V216H258ZM261 217H263V214L261 215ZM233 218L235 220L234 214H233ZM180 219H181V221H180ZM184 219H186V220H184ZM238 219H236L237 220V223L239 222ZM253 219H254V217H253ZM256 219H257V217H256ZM48 220H50V219L48 218ZM206 220H207V222H206ZM186 221L194 222L193 224L195 226L193 224L190 226L189 222H186ZM195 221L198 222L200 225L199 226L196 225ZM212 221H216V223H219V225L217 224V226H219V227H216L215 226L216 224L214 225L215 226L214 227V230H216V229L219 230L220 231L219 234L222 232L221 229H224L225 230V231L223 230V232H224L223 235L225 237L224 238L225 241L223 240V235L222 234H220L222 236L218 235L219 238L216 236L218 234L217 231H215L216 234L214 235L215 236V238H214V236L212 234V231L213 230L211 229V227L213 226L212 225V223H213ZM209 222H211V227H209V225H210ZM230 222H232V221H230ZM233 223L234 222L230 223V225L233 224ZM149 224H151L152 226H150ZM234 225H235V223H234ZM234 225L232 227H234ZM153 226H155L154 228L156 230L153 228ZM186 226H188V227H186ZM237 226H238V224H237ZM247 226H249V227H247ZM232 227H231V229H232ZM252 227H254V229H252ZM78 228L80 230V233H78V231H79ZM169 228H170V230L174 234H171V231H169L170 233L168 232ZM263 228H262V231H261V234L262 235H263V232H264L263 231ZM148 229H149V231L151 230L150 231V234H148V232H149ZM249 229H251V230H249ZM164 231L161 232V234H160L162 236V238H163V236H165L164 235L165 234ZM192 231L194 233H192ZM229 231L230 230L228 228V232ZM155 232H158L157 233L158 234L157 236H159V237L156 236V233ZM197 232H198V235L196 234ZM181 233H182V235H181ZM189 233H190V236L188 237V239H189L188 242L189 243H186L187 245L186 246L184 245V246L187 247L188 245H190L192 243L191 246H189V248H188V249L191 248V250H188L185 247L179 249V247H178L177 250L178 249H179V251L181 249L182 250L180 251V253H179V251H177L178 254L175 255L177 257H175L173 255L174 247H172V246L173 245L174 246L177 245L176 239L178 238L177 240H178V242H180V241H182V238H185L186 239L187 238L186 236H188V235H185V234H189ZM257 233H256V235L258 236ZM147 234H148V236H147ZM151 234L152 235L154 234V236L156 238L151 237ZM170 234H171V236H170ZM149 235H150V237H149ZM240 235H241V233H240ZM256 235H253L252 234L250 237H254ZM262 235L261 236L259 235V237H257V239L260 240L262 238L260 241L262 243H264V241H263L264 239H263V236ZM179 236H180L181 240H179ZM181 236H183V237H181ZM249 236L248 237L244 236L245 237L244 239L246 241H249L250 239H246V238H249ZM148 237L152 239L149 242L150 244H148V242H147V240L149 241V238ZM168 237L169 238L171 237V238L168 239ZM190 237H191V239H190ZM216 237L218 238V240L221 237L222 240L220 239L219 241H217ZM173 238L175 239V244L172 243V241H171V240H173ZM210 238H211V240L216 239V241L214 240L216 243H214V241H211ZM198 239L200 240V242L204 240L203 241L204 244H205V242H207L205 244L206 246L205 245L204 246L201 245L203 243L200 244V242H198L199 241ZM234 239L236 240L235 242H234ZM244 239L242 237V239H240V240L243 241ZM251 239H254V243H251V242H253V240H251L249 243L248 242H245V240H244V242L246 244L244 242H242V243L245 246L248 243L247 247H249V244L251 243L253 245H250V247L252 246L253 248H256V247L257 248H261V247L264 246V245H262V246L261 245H259V246L256 245V241H258V240H255V237L254 238H251ZM153 240L158 241V242L161 241L160 243L163 242L164 244L165 243L166 244L164 245L162 243L163 244L162 245V244L157 243V242H155ZM164 240H166V242H164ZM167 240L170 241L169 244H171V245L168 244ZM192 240L196 242V245L198 243L201 246L200 245H198V246L195 245V247H193V244L194 243H193ZM190 241H192V242L190 243ZM238 241H239V243H238ZM260 241H258V242H260ZM182 242H184V239H183ZM212 242H213V245L211 244ZM155 243H157L159 246L157 244H156V246H158V247L154 246ZM219 244L220 243H218L217 245H219ZM146 245H148V249L150 248L149 250L146 249ZM207 245H209V246H207ZM254 245H256V246L254 247ZM150 246H152V247H150ZM167 247H168V249H169V247H170V249L171 248H173V249L172 250L169 249L167 251V250H165V248L167 249ZM192 247L193 248H198L199 251L204 248V251L209 252V253H206L207 255L205 254L207 256V258H205L206 256L204 257L203 254L199 253V251H197L198 249H196V250L193 249V251H192ZM201 247H203V248H201ZM252 247H251V249H253ZM151 248H154V249L151 250ZM163 248H164V250H163ZM241 248H243V247H241ZM249 248H247V250L245 249L246 253H247V251H248ZM225 250H226V254L228 256H230L229 258H226L227 255L224 254L225 253ZM260 250L261 249H259L257 252H260ZM185 251L186 252L189 251V252H187V254H191V255H188L187 256V254H186ZM231 251H232V253L235 252L234 254L237 256L236 257L237 259L235 258L234 254H233V256L229 254ZM245 251L243 249V252L244 253H245ZM250 251H252V250H249V252ZM149 252H152V253H149ZM192 252H193V254H192ZM197 252H198V256H200V257L194 256L195 253L197 255ZM202 252H203V250H202ZM253 252L251 253V255L253 254ZM255 252H256V250H255ZM263 252H260V253H263ZM210 253H211V255H210ZM260 253H259V255H260ZM147 254H149L150 256H148ZM240 254H242V250L241 249H240ZM251 255H249V256L251 257ZM153 256H154V259H151L152 260L151 261L149 259V257H153ZM180 256H182V257H180ZM184 256H186V257H184ZM254 256H256V255H254ZM262 256H260V257H262ZM172 257H173V259H172ZM187 257L188 258H191L192 257V258L191 259H188ZM203 257L205 259L202 260ZM223 257H225L227 260L225 258H223ZM242 257H243V255H242ZM244 257H245V255H244ZM250 257H248V256L245 257L246 260H248V261L245 260L243 263L244 264H247L248 262H250L249 261V258ZM256 257H254V258H256ZM166 258H165V260H166ZM185 258H187V259H185ZM199 258H200L201 261L199 260ZM231 258H232L233 261L231 260ZM245 258H243V259H245ZM251 258H250V260H251V262H253L252 260H255V259L254 258L251 259ZM257 258H259V257H257ZM257 258H256V260H257ZM158 259H160V260L163 259V260L161 262ZM158 259L157 260L155 259L158 263L156 261H155L156 263L155 262H152V263H155V264H162V263L163 264H168L164 260L163 256H161V258L158 257ZM170 259H171V261H170ZM223 259H225V260H223ZM243 259L242 260H239V261H243ZM259 259H258V261H261L262 260V259H260V260ZM172 260H174V261H172ZM195 260H193V262H190L189 261V264H191V263L192 264H197L196 263L197 260L196 261ZM204 260H206V261H204ZM221 260L224 261V262L222 263ZM228 260H231V262H229ZM180 261L178 263H180ZM225 261H227V263ZM150 262H149V264H152ZM255 262H257V261H255ZM261 262H260V264H261ZM239 263H237V264H239ZM263 264H264V260H263Z\"/></svg>",
    "mask_w": 264,
    "mask_h": 264
},
{
    "label": "rangeland",
    "instance_id": "2",
    "mask_svg": "<svg viewBox=\"0 0 264 264\" xmlns=\"http://www.w3.org/2000/svg\"><path fill=\"white\" fill-rule=\"evenodd\" d=\"M231 24H232V23H231ZM231 24H230V25H231ZM234 25H235L234 23L231 25V27L233 26L232 28L229 26V27L232 29V30L229 29L232 33H231L229 30H227V31H229V32L231 33V35L229 34V32H228V34H227V31H226V30L224 31V33L226 32L224 35L220 34V32H221L222 30H224V28L218 30L219 34H218L217 31H216V32L214 31V30H216V29H212V33H213V34L215 33L216 35H219L220 37H221V35H222V37H223V39H224L225 36L227 37L228 35H230V36L232 37L233 34L236 32V35H234V38L232 37V38H228V39L231 40V41L235 39V40L239 41V43L242 45V43H241V41H240V38H241V37H243V38H244V37H247V38L249 39V36H251L252 32L249 33V36H245V35H243V33H241V31L244 30V29H240V27H239V29H237L238 27L236 28V26H235V29H234ZM245 28H247V27H245ZM251 28H253V27H251ZM251 28H249V29L252 30ZM226 29H227V28H226ZM233 29H234V31H233ZM249 29H248V30H249ZM254 29H255V28H254ZM254 29H253V30H254ZM256 29H258V28H256ZM256 29H255V30H256ZM263 29H264V28H263ZM189 30H190V32H191V33L189 32V33H190L189 36H195L196 34H197V36H200V35L202 34L203 36L201 35L200 38L204 37V39H205V36H204L203 32L205 33V31H206L207 29H202V30H201V29H196L197 32H198V30H199V33H200V31H202V32H201V34L195 32V35H194V33H193V31H194L195 29H194V30L189 29ZM189 30H188V31H189ZM253 30H252V31H253ZM255 30H254V32H255ZM127 31H131V32H132V33H131V32H128V33H130L129 36H132V35H134V36H132V37H129V36H128V37H127V35H126V34H128ZM137 31H138L139 33H138ZM140 31H141V30H136V29H133V30H132V29H131V30H125L124 32L122 31L121 33L119 32V34H118L117 36H121V35H122V39L119 37V38H120L119 41H122V42H123V37L125 36V40H126L125 42H126L127 44H128V42H129V44H128L129 47L126 49V47L128 46L126 43H125V44L123 43V45H122L121 42H118V44H120V46L117 45V52L119 53L118 48L121 50L120 53H121L122 51H124L125 49L128 50L129 48H134V47H132V46H135L134 44L131 46V43H132L133 41L130 43V41H131L132 39L136 41V47H137V46H138V48L141 47L140 49L143 48L142 50L146 49L145 47H147V46H145V45H148V44H149V42L146 41V40L148 39V37H145V31L142 30V31H143V32L141 31L142 33H141ZM148 31H149V30H146L147 34H148ZM171 31H172L173 34H178V33H176L175 30H171ZM171 31H170V32H171ZM174 31H175V33H174ZM178 31H179V30H178ZM207 31H208V32H207ZM207 31H206V32L209 34V31H211V29H209V30H207ZM213 31H214V32H213ZM245 31H246V29H245ZM245 31H243V32H245ZM256 31H257V30H256ZM261 31H262V29H261ZM263 31H264V30H263ZM161 32H162V31H161ZM165 32H167V31H165ZM165 32H163V33L165 34ZM180 32H181L182 34L180 33V34L178 35V36H179L178 38H180V36L182 35V38L184 39V42H186V41H185V36H184V35H186L187 33H185V30H184V29L181 30ZM186 32H187V30H186ZM237 32H238V33H237ZM247 32H248V31H247ZM247 32H245V33H247ZM258 32H260V31H257L256 33L258 34ZM122 33H123V34H122ZM125 33H126V34H125ZM149 33H150L149 35H151V37H152V40H154V41L151 40L152 42H151V41H150V42H151V43L154 42L153 44H155V45L157 44L156 47H155V45L153 46V47H155L154 50L159 49L160 52L163 51V52H162V55H161V53L158 52L157 50H156V51H157L158 53H160V55H159L158 53H156V52H155V53H152L153 55L155 54L154 56L157 58V60H155L156 62L153 60L154 56L152 57L151 60H153L156 64H159V63H158V60H160V59H158L159 56H160V58H161L162 56L164 57V59H161V60L159 61V62H160V66H157V65L154 63V64H155V67H154L153 65H151V66H153V67H151V66H150V63H149V64L146 63V67H148V65H149V66H150L149 69H150V68L153 69V70H152V73H151V72L148 73V74H151V75H147V72H146V71L148 70V68L146 69V68H145V65H144V68L146 69V71L144 72V70H142L143 68L141 69V67H143V63H144V61H145V62H146V61L148 62V60H146V58H147V54L151 53V52H149V51H147V52H149V53H146L145 50H144L143 52H140V53H144V55H140V53L138 52L139 55H140V57H141V59L144 60V61H143V60L141 61V64H140V62H139L138 64L135 62V61L138 62V59H140L139 55H138L139 58H138L137 60L134 59V57H133L132 55H130V56L134 59V60H133L134 62L132 63V62L130 61L131 59H130V60L128 59V60L130 61V62H129V61H128V62H129V63H132L133 66H134V65H138V66H141V65H142L140 68L137 67L138 69H141V71L138 70V72H140V73H142V72L146 73L145 75L143 74L144 76H142V77L147 78V80H146L145 78H142V79H143V81L146 80V82L150 81V79H151L153 85H151L152 83H151V81H150V83H151V84H150V85H151L150 87L152 88L154 85H157V84H158V83L155 84L154 78H155V79L157 78L158 80H159V79L162 80V78H161L160 76L155 77L156 75H154V73H156V70L159 69V68H157V67H160V70H161V66H162L163 63L165 62L164 64H167L166 66L170 68L171 66H170V64H169V60H172V59H173V60H172V63H174V62L176 61L175 58H176L177 55H178V54H177V51H178V50L176 49L177 51H174V50L171 51L173 44H171V46H170V44L167 45V44H166V43H167L166 41L168 40L167 38H164V40L162 41V42H163L162 44H163V45L166 44L167 47L164 48L162 44L160 45L158 37H161V36L164 35V34H159V36L157 37V33H154V32L152 33V31H149ZM172 33L169 34V31H168V34L166 33V34L169 36L168 38H171V35H172V39H170L168 42H173V41H175L174 38H176V41H179V42H178V48H180V47H182V46H183V47H184V46H188V44H190V43H188V40H189L188 38L191 39V37L188 36V38L186 39L187 42L185 43V45H184V44L182 45V44H181V42H183L182 39L180 38V40H181V41H180L177 37H174L175 35H173ZM192 33H193V34H192ZM210 33H211V32H210ZM212 33H211V34H212ZM222 33H223V32H222ZM260 33H261L262 36H260L259 34H258V35L262 38L264 35H263L262 32H260ZM143 34H144V37H143ZM147 34H146V35H147ZM183 34H184V35H183ZM191 34H192V35H191ZM198 34H199V35H198ZM211 34H210V36H211ZM213 34H212V35H213ZM226 34H227V35H226ZM240 34H241L242 36H240ZM136 35H138V36H136ZM187 35H188V34H187ZM254 35H255V34H254ZM258 35H257V36H258ZM139 36H140V37H139ZM141 36H142V37H141ZM183 36H184V37H183ZM197 36H195V37H197ZM206 36H207V35H206ZM210 36H208V38L206 37L207 39H205V41H206L207 43H202V44H205V45L207 44L206 47H209V48H205V49H206L207 51H211V54H212V50L214 49V51H213V56H212V57L210 56V58H212V59H211L212 61L209 60V59L207 58V60L210 61V62L208 61V63L210 64V69H211V71H213V74H212L213 77H212V75H210L211 72H210V74H209V72L206 73V72L204 71V70L206 69L207 65H209L208 63H207V65L205 64V65H203V66L201 65V66H199V67H197V65H196L197 69H196L195 66H193L195 61H196L197 64H199V63L202 64L203 61H204V62H203V64H204V63L207 61V60L204 59V58H205V54H206V52H203V51H202L203 49L201 50L200 53H198V51H197V50H199V49H197V48H195L196 50L194 49V45H196V47H197V46H199V45H198L199 42H200V41H203V40H201V39H199V38H196V41H195L196 43H195V42H193L195 39L191 42V40L193 39V37H192V39L190 40V42H191L192 44H193V43H195V44H194V45H190V46H193V47L190 48V47L188 46V49H185L186 47H184L185 51H183V50H179L178 52H179V54H180V52L183 51V53L185 52L184 56H186V50H187V54L189 53V54L191 55V53L193 52V50H191V49H194V51H197L196 53H198V54L192 55L193 57H196V55L199 56L200 54L205 53V54H203V57H204V58L202 57V55H200V56L202 57V59H204L203 61H202V59H201L202 62H199V63H198V61H199V59H200V58H199L200 56H199V57L197 56L196 60L192 58L193 60H195V61L193 62V64H191V65L193 66V68H191L190 63L188 64V60H189V59H186V58H188V57H186V58L183 57V61L185 62V61L187 60V64L189 65V67H190L191 69H194V68L196 69V70H194V73H196L197 70H198V72H201V70H202V71H204V73H202V74H204V75L207 74V77L205 76V77L202 79V77L199 76V78H198V76H195V74L193 73V70L190 71L191 69H190V68H187L188 65H187V66L184 65V64H186V63H182V61L179 60V58H178L179 56L177 57V59H178L179 62L181 61L180 64L182 63L181 65H183V66L185 67V69H186V68H187V69H190V70H189V73L192 72V73L194 74V76H192V73H191L190 75L192 76V79L195 77V78L193 79V80H195V81H193V80H190V81H193L194 84L196 83V84H195V88H197V87H196L197 85H198V88L202 87V86H200V85H202V84L204 83L203 81L205 80V78H207V79H206L207 81H210V82H208L209 84H208L207 88L204 87V86H206L207 81H205V82H206L205 85L203 84V87L206 88V89H209V90H204L203 87H202V90H203V91H208V92L211 94V96H213L212 94H213L214 91L212 92V90H214V87H213V88H209V86H210L211 84L214 85V83L216 82V80H215L214 78H217V76H216V74H215V73H217V72L215 71L217 68H214V65H217V64L212 65L211 62H212V63H216L217 58H218L220 55H221V57H223V56L225 55V54H223V52L221 53V52L219 51V48H220V46H223V47H226V48H227V43H229L230 41L227 39L228 41H226V43H225L224 41L226 40V38H225L224 40L222 39V41L226 44V46H224L225 44H224V45L221 44V43H222L221 40H218V42H219V41L221 42V43L219 42V44L216 42V39H217L219 36L217 37V36L213 35V36L215 37V41H213V38H214V37L209 39ZM237 36H238V39H236ZM252 36H253V35H252ZM135 37H136V38H135ZM138 37H139V39H138ZM166 37H167V36H166ZM195 37H194V38H195ZM211 37H212V36H211ZM216 37H217V38H216ZM220 37H219V38H220ZM222 37H221V38H222ZM228 37H229V36H228ZM239 37H240V38H239ZM260 37L257 38V37H254V36H253L254 39H253V38H252V39H253V40H255V39L257 40V39H260ZM117 38H118V37H117ZM129 38H132V39H131V40H127V39H129ZM142 38H143V39H144V38H145V39L147 38V39H146V40H143ZM137 39H138V40H137ZM165 39H167V40L165 41ZM198 39H199L200 41H199ZM208 39H209V40H208ZM241 39H242V38H241ZM248 39H245V38H244V39H242V40H243V41L245 40L246 44H248V45H246V46L248 47L249 50H253V47H252V46H251L252 48L249 47V46H250L249 44H251V43L248 42ZM141 40L144 41V43L142 42L143 45H142V43L140 42ZM197 40H198V42H197ZM210 40H212L211 42H213L214 45H213V43L210 42ZM235 40H234V42H236ZM246 40H247V41H246ZM260 40H261V39H260ZM260 40H258V41H260ZM263 40H264V39H262V40L260 41L261 44H259L260 42H258V43H257V42H252V45H253V43H254L255 46H254V45H253V46H254L255 48H257V47H256V43H257V44H259V45L261 46V47H258V48H259L260 50H262L263 47H264V46H262V44H264V43H262ZM135 41H134V42H135ZM164 41H165V43H164ZM205 41H204V42H205ZM249 41H250V40H249ZM137 42H139V43H137ZM145 42H146V44H145ZM147 42H148V43H147ZM234 42H232V43H233V46H234V45H237V42H236L235 44H234ZM197 43H198V44H197ZM210 43H211V48H212V46H214L215 48L213 47V48L211 49V48H210ZM137 44H138V45H137ZM144 44H145V45H144ZM180 44H181L182 46H180ZM220 44H221V45H220ZM240 44H239V45H240ZM244 44H245V43H244ZM124 45H125V46L127 45V46L125 47V49H123V48H124V47H123ZM141 45H142V46H141ZM151 45H152V44H150V46H151ZM174 45L176 46L177 43H174ZM200 45H201V42H200ZM208 45H209V46H208ZM215 45H216V46H215ZM218 45H219V48H218ZM229 45L232 46L231 43H229ZM239 45H237V46H239ZM259 45H258V46H259ZM130 46H131V47H130ZM144 46H145V47H144ZM148 46H149V45H148ZM175 46H174V47H175ZM168 47H170V48H168ZM176 47H177V46H176ZM202 47H203V46H201V48H202ZM204 47H205V46H204ZM204 47H203V48H204ZM216 47H217V50L220 52V54L218 53V55H216V54H217ZM243 47H245V46H243ZM243 47L241 48V46H240V48H239V47H235V48H233V49H230V51L232 50L233 53H232V52H229V50L226 51L227 49L225 50V49L223 48V49L225 50L224 53H228V52H229V53H230L229 56H231V55L233 56V57H231V58H228V54H227V56H225L227 59L224 57V58L226 59V60H224V61H227L228 63H227V64H226V62H224V63L226 64V66H229L228 64H229V62H230V61H229L230 59H233V60H234L233 62L236 63V62H235L236 59L234 58V57H235V52H234V51H235L236 49H238V48L241 49V50H239V51H240L239 54L242 53V54H241L242 56H241V55H240V56H241V60H244V61L240 62L241 60H240V58H239L240 61H239V63H236V64H239V65H240V63H241L240 66H237L236 64H233V63H232V64L237 66V67L235 66V68H238V69H236L237 71L240 70L243 66L246 67L245 69L242 68V69L244 70V72H246L245 75H244V76H245L244 79L246 78V75H249V76H248V79H249V77H250V71H251V70H248V68L251 67V69L253 70L254 64L257 63V64H256L257 67H258V64H259V62H256V61L254 62V61H252L253 58H254V57L256 58L257 56H259L258 58L260 59V58L262 57V56L260 57V55H263V57H264V54H262V52H260V50L257 48L258 51L255 50V49H254V50H255L256 52H255L254 50L252 51V53H253V54H256L257 56L252 55V54H251V51H250V53H249L250 56L248 57V56H246V54H248L249 51H245L246 49L243 50ZM189 48H190V49H189ZM198 48H199V47H198ZM229 48H230V47H229ZM122 49H123V50H122ZM140 49H137V48H136L135 50H139V51H140ZM165 49H167V51H166ZM169 49H170V52H171L170 54H172L173 51H174V53H173L174 58H173V57L171 58V56H170V59H169V57H168V55H170V54H168ZM173 49H175V48H173ZM205 49H204V51H205ZM208 49H209V50H208ZM132 50H133V49H132ZM147 50H150V49L147 47ZM161 50H162V51H161ZM189 50H191V51H189ZM220 50L223 51V50H222V47H221ZM233 50H234V51H233ZM263 50H264V49H263ZM151 51H153L152 48H151ZM199 51H200V50H199ZM244 51H245V52H244ZM127 52H129V51H127ZM127 52H125V55H127ZM136 52H137V51H136ZM136 52H135V53L133 52V53H134V56H137V55H136V54H137ZM214 52H215V54H214ZM237 52H238V51H237ZM237 52H236V53H237ZM130 53H132V52H130ZM133 53H132V54H133ZM175 53H176V57H175V55H174ZM183 53H182V55H183ZM193 53H194V52H193ZM193 53H192V54H193ZM244 53H245V56H244ZM257 53H259V54H257ZM263 53H264V52H263ZM123 54H124V52H123ZM123 54H122L121 56H123ZM128 54H129V53H128ZM145 54H146V55H145ZM156 54H158V55H157L158 57L156 56ZM207 54H208V56L206 55V57H209V52H208ZM222 54H223V56H222ZM233 54H234V55H233ZM239 54H238V55H239ZM180 55H181V54H180ZM190 55H187V56H190ZM236 55H237V54H236ZM117 56H120V55H117ZM121 56H120V57H121ZM127 56H128V55H127ZM145 56H146V57H145ZM214 56H215V57H214ZM120 57H119V58H120ZM143 57H144V58H143ZM149 57H150V56H149ZM221 57H220V58H221ZM236 57L238 58L239 56H236ZM242 57H245V58L243 59ZM247 57H248V59H251V61H252V63H253L252 65H249L250 67H248V65H247L248 63L246 64L247 66L244 65L245 61L248 60ZM117 58H118V57H117ZM119 58H118V59H119ZM123 58H124V56H123ZM128 58H129V57H128ZM135 58H136V57H135ZM156 58H154V59H156ZM184 58H185V59H184ZM189 58H191V56H190ZM213 58H215V59H214V60H216L215 62L213 61ZM255 58H254V59H255ZM121 59H122V58H121ZM124 59H126V58H124ZM148 59H149V58H148ZM174 59H175V60H174ZM181 59H182V58H181ZM262 59L264 60V58H261L260 60L262 61ZM193 60H189V61L192 63ZM220 60H223V59L221 58ZM220 60H218V61H220ZM117 61H118V60H117ZM120 61H121V60H120ZM126 61H127V59H126ZM167 61H168V62H167ZM178 61H177L176 63L173 64L174 67L179 68V69L184 68L183 66L178 65V64H179ZM236 61H238V59H237ZM258 61H259V60H258ZM121 62H122V61H121ZM123 62H125V60H124ZM128 62H127V63H128ZM142 62H143V63H142ZM220 62H222V61H220ZM247 62H249V61H247ZM117 63L119 64L120 62H117ZM125 63H126V62H125ZM170 63H171V61H170ZM218 63H219V62H218ZM222 63H223V62H222ZM249 63H250V62H249ZM118 64H117V65H118ZM120 64H121V63H120ZM144 64H145V63H144ZM175 64H177V65H175ZM220 64H221V63H219V65H220ZM250 64H251V63H250ZM122 65H123V64H122ZM199 65H200V64H199ZM211 65H212V68H213V69L211 68ZM219 65H218V66H219ZM230 65H231V62H230ZM233 65L230 66L231 69H233ZM259 65H260L259 67H260V70H261V71H259V70H258V71L262 74V73L264 72V66H263V63L261 64V62H260ZM118 66H119V65H118ZM124 66H125V65H124ZM128 66H130V64H128ZM166 66H165V67H166ZM218 66H217V67H218ZM261 66H262V67H261ZM120 67H121V66H120ZM130 67H131V66H130ZM130 67H129V68H130ZM134 67L136 68V66H134ZM134 67H133V68H134ZM163 67H164V66H163ZM167 67H166V68H167ZM180 67H181V68H180ZM202 67L205 68V69L203 70ZM127 68H128V67H126V71H127ZM129 68H128V69H129ZM135 68H134V69H135ZM137 68H136V69H137ZM156 68H157V69H156ZM169 68H168V69H169ZM172 68H173V67H172ZM172 68H170V70H169V73H170V74H168V72H167V74H165V75H168L167 78H169V77L171 76V78H172V80H171V81H172V84H173L175 81L177 82V84L175 83V86H176V89H175V90H179V91H181V92H182V90H185L184 93L182 92V93L179 94V95H181L180 97H182V95H183V97H184V96H185V93H186V95L188 94L186 91L189 89V86H190V84H189V86H188V84H187L186 86H184L186 83H189L188 76L186 77L188 81H186V80H184L185 78L183 79V75H182V74L184 73V72H183V69H182L181 71L177 69V70H175V72H173V70H171ZM208 68H209V67H208ZM208 68H207V69H208ZM223 68H225V65H223ZM118 69H120V68L118 67L116 70H118ZM131 69H132V68H131ZM131 69L128 70V72L130 71V72H129L130 74H131V72H133V70H131ZM155 69H156V70H155ZM173 69H175V68H173ZM207 69H206V70H207ZM210 69H208V70L210 71ZM218 69H220V68H218ZM218 69H217V70H218ZM231 69H230V70H231ZM255 69H256V68H255ZM258 69H259V68H258ZM122 70H123V67H122ZM122 70H121V71H122ZM230 70L228 71V69L226 68V71H225V69H223L222 71H225V72H227V73L233 71V70H231V71H230ZM234 70H235V69H234ZM236 70L233 71V72H231V73H229L230 76H228V78L231 79L230 81H231L232 84L230 83V84H231V85H230L229 82H228L229 80L226 78L227 81L225 80L226 82H225L224 84H222V86H223V85H225V86H227V85H228V86H232V85H233L232 78H230V77L235 76V74H236V76H237V74H239L240 71H238V73H236ZM245 70H246V71H245ZM121 71H120V72H121ZM148 71H149V70H148ZM154 71H155V72H154ZM158 71H159V70H158ZM158 71H157V73H158ZM161 71H163V70H161ZM166 71H167V70H166ZM166 71H165V72H166ZM178 71H180L179 73L182 72V74L176 73V72H178ZM184 71H185V70H184ZM247 71H249V73H247ZM258 71H257V69H256L255 71L251 72V74H253V75H251V76L254 77V73H255V72L258 73ZM136 72H137V71H136ZM163 72H164V71H163ZM198 72H197V74H200V73H198ZM214 72H215V73H214ZM123 73H124V70H123ZM160 73H161V72H160ZM189 73H188V74H189ZM218 73H219V71H218ZM220 73H221V71H220ZM242 73H243V72H242V70H241L240 74H242ZM257 73H256V74H257ZM260 73H258V75H259ZM117 74H119V73H117ZM136 74H138V73H136ZM158 74H159V73H158ZM175 74H176V75H175ZM178 74H179V75H178ZM197 74H196V75H197ZM208 74H209V76H210L209 78H208ZM223 74H224V75H227V74H225V73H223ZM223 74L221 75L222 77L219 78L220 80H222V78L225 77ZM232 74H234V75L231 76ZM256 74H255V77L257 76ZM261 74H260V75H261ZM263 74H264V73H263ZM120 75H121V76H119V77L122 78V77H123L122 73H121ZM124 75H125V73H124ZM134 75H135V73H134ZM139 75H141V74H139ZM146 75H147V76H150L151 78H150V77H147ZM160 75H161V74H160ZM169 75H170V76H169ZM219 75H220V74H219ZM242 75H243V74H242ZM126 76H127V77H128V76L131 77L130 75H128V73H126ZM163 76H164V75H163ZM176 76H177V77H178V76H182V77L177 78ZM184 76H185V75H184ZM214 76H216V77H214ZM261 76L263 77V75H261ZM117 77H118V75H117ZM139 77H140V76H139ZM139 77H138V78H139ZM159 77H160V78H159ZM196 77L198 78V80H199L200 77H201L202 80L200 79L201 81H200V80H199V81L202 82V83H200V85H199V81L196 79ZM219 77H220V76H219ZM226 77H227V76H226ZM241 77H242V76H241ZM255 77H254V78H255ZM262 77H260L259 79H263ZM121 78H120V79H121ZM138 78H136V80H137ZM148 78H149V80H148ZM165 78H166V76H165ZM167 78H166V79H167ZM171 78H169V80H170ZM181 78H182V79H181ZM234 78H235V77H233V79H234ZM250 78H251V77H250ZM254 78H253V79H254ZM256 78H258V76H257ZM126 79H127V78L124 77V80L127 82ZM132 79H133V78H132ZM142 79H140V80H142ZM166 79H165L164 81H166ZM179 79L184 80L185 82L183 81V84L178 85V84L182 83V81L180 82ZM189 79H190V76H189ZM209 79H211L212 82H211V80H209ZM213 79H214V82H213ZM217 79H218V78H217ZM219 79H218V82H219ZM236 79H237V77L235 78V80H236ZM241 79H242V80H241ZM241 79L238 81L240 85L237 84L236 88H238V85H239V88H241V87L243 88V89L241 90L242 92L239 91V92H237V93H239V94H236V91L239 90V89H236V91H234V90H235V89H234V90H231L232 93H231L230 90H229V92H230V94H229L228 91H226V90L224 89V86L221 87V83H222V82L220 81L221 83H220V86H219V87H218V84H219V83H216L218 89H215L216 92H214V96H213V98H212V97H207V96L209 95L208 93H207V94H208L207 96H204L205 94H204V95H203V94L201 95L200 93H197L198 91H196V89H195V91H196V93H197V96H199V94H200V96H202L201 98H200V97H197V96H196V93L194 94V92H193V88L190 86L192 89H190L188 92H191L192 94L195 95V96L193 97V95L191 94V95H192L191 97H193V98H191V97H190V98H191V99H194V100H195V97H196L197 99H201V100L199 101L200 104H198V105L200 106V111H199V112H202V111H203L204 114H202V115L200 114V117L197 118V117H196V116H197L196 113H198V111L196 112L197 109H195L194 112H196V113L194 114V112H192V114H191V112H190L191 116L188 115V114H186L187 118H189L188 116H190V118L193 119V120H190V121H192V123H194L193 121H197L196 118L199 119V120L202 119L201 122H203V121H205L206 118H208V117H212V116H213V114H210V115H209V111H210V110H212L210 113H214L213 109H210V108H208V107H207V111H208V112H206V115H205V111H206V110H204V109H206V107L203 105L204 103L202 102V100H204V99H206L204 102H206L208 105H207L206 103H205V104H206L207 106L211 107V108H214V107L216 106L215 104H217L218 101H219V103H220V100H218V99H220V98H225L226 101H227V99H228L229 103H228V102H227V103H228V105H229L231 108L228 107V105L226 104V102H225L224 99H223V101L221 102V103H222L221 105H220V104H217V105H218V106H219V105L222 106V105H224L223 102H225V104L227 105V106H225V108L227 107L226 109L229 108V109L232 110V111L229 110V109L227 110V112L230 111V112H228V113H231V115H228V113L225 111L226 109L224 108V106H222V108L219 107V108L221 109L220 111L217 109V108H218V107H217V108H214V109L216 110V112H217L219 115H218V114L216 115V112H215V115H216V116H213L216 120L218 119V118H216V117H219V118H224V119H226L227 121H231V118H230V119H229V118L227 119V117H228V116H229V117L232 116V115L234 114V112H236V111L239 110V109H244V110H241V112H243V111L248 112L249 115L246 114V115H248V117L251 116V115H250V114H251L250 112H252V113H257V112H259V108H257V110H256V108H255V109L253 108V103L256 101V103H254V106H255V107H256L257 105L259 106V104H258L259 101L263 103L262 98H260V96H262V95L259 94V97H258V94L255 93L256 96H253V97H254V98L257 97V99H256V100H253V99H252V100H253V103H251L252 101H250V103H251V104H250L249 101H248V99H249V96L252 97V96L250 95V93L253 94V93H254V92H253L254 89L251 90L252 88H250V86H251L252 84H251V85L248 84V85H250V86H249V89H248V85H245V84H247V83H245L244 85L247 86V87H246V91H245V89H244L245 86H242V85H243L242 83L244 82V81H243V78H241ZM136 80H133L134 83H136ZM138 80H139V79H138ZM138 80H137V81H138ZM158 80H157V82H158ZM161 80H160V82H162ZM169 80H168V81H169ZM177 80H179V81H177ZM235 80H234V82H235V83H238V82H236ZM263 80H264V79H263ZM121 81H123V80H121ZM143 81H141V82H143ZM168 81H167V82H168ZM171 81H170V82H171ZM173 81H174V82H173ZM196 81H198V82H196ZM222 81H223V80H222ZM249 81H250V79H249ZM255 81H256L257 83L261 82V81H259V80H255ZM258 81H259V82H258ZM141 82H140V83H141ZM144 82H145V81H144ZM167 82H166V83H167ZM179 82H180V83H179ZM193 82H191V83H193ZM227 82H228V84H227ZM247 82H248V81H247ZM253 82H254V80H252V83H253ZM118 83H119V81H118ZM130 83H131V82H130ZM130 83H129V85H130ZM134 83H133V84H134ZM164 83H165V82H164ZM197 83H198V84H197ZM250 83H251V82H250ZM257 83H256V84H257ZM261 83H262V82H261ZM261 83H260V84H261ZM263 83H264V82H263ZM100 84H102V83H100ZM119 84H122V82H120ZM131 84H132V83H131ZM133 84L131 85L132 89H133V86H135V85H133ZM161 84L163 85V82H162ZM161 84H158V85L156 86V88H155V89L157 90V91H156L157 94H159L158 91H160V89H158V88L162 87ZM168 84H170V83H168ZM241 84H242V85H241ZM256 84L253 83V85L256 86V87H258L257 89H260V90H258V91L254 90V91H256V92H260L261 90H264V88L262 89V86H261L260 84H258V85H256ZM123 85H124V84H123ZM137 85H138V84H137ZM139 85H140V84H139ZM160 85H161V86H160ZM170 85H171V84H170ZM173 85H174V84H173ZM212 85H211L210 87H212ZM216 85H214L215 88H216ZM235 85H236V84H235ZM262 85H263V84H262ZM98 86H99V85H98ZM118 86H119V85H118ZM127 86H128V85H127ZM163 86H164V85H163ZM166 86H167V85H166ZM175 86H174V88H175ZM179 86H181V87H179ZM187 86H188V89H187ZM228 86H227V88L229 89ZM103 87H104V86H103ZM103 87H102V89H100L101 87H99L100 92H101L102 90H103V91L105 90V88L103 89ZM120 87H122V85H121ZM129 87H130V86H129ZM129 87H128V89H129ZM136 87H137V88H138V87L140 88L141 86H136ZM144 87H145V86H144ZM146 87H147V85H146ZM150 87H149V88H150ZM169 87H170V86H169ZM184 87H185V88H184ZM263 87H264V85H263ZM124 88H126L125 85L123 86V89H124ZM134 88H135V87H134ZM142 88H143V87H142ZM142 88H140V89H142ZM151 88H150V89H151ZM164 88H165V87H164ZM171 88H173V87H171ZM171 88H170V89H171ZM221 88L224 89V92L226 91V94H227V93L229 94V96L227 95L228 97H225V96H226L225 94H223V96L225 95L224 97L219 96V94L217 95V92L220 93V94L223 93L222 90H221L222 92L220 91ZM227 88H226V89H227ZM123 89H122L121 91H123ZM128 89H127V90H128ZM135 89H136V88H135ZM150 89H149V90H150ZM155 89H154V87H153V89H151V90H154V91H155ZM165 89H166V88H165ZM167 89H169V88H167ZM167 89H166V91L168 92ZM180 89H181V90H180ZM210 89H212L211 92H210ZM228 89H227V90H228ZM231 89H232V88H231ZM117 90H118V89H117ZM117 90H116V91H117ZM138 90H139V89H138ZM142 90H144V89H142ZM149 90L147 91V96H149V93H150V92H151L150 95L152 94V91H149ZM202 90H201V91H202ZM121 91H120V92H121ZM125 91H126V90H125ZM125 91H124V92H125ZM136 91H137V89H136ZM145 91H146V90H145ZM161 91H162V90H161ZM169 91H170V90H169ZM179 91H177V92L179 93ZM199 91H200V90H199ZM203 91H202V92H203ZM243 91H245V92L243 93ZM249 91H250V93H249ZM251 91H252L253 93H252ZM118 92H119V90L117 91V93H118ZM126 92H127V91H126ZM128 92H131V91H128ZM128 92H127V93H128ZM156 92H153V93L156 94ZM175 92H176V91H175ZM233 92L235 93V94H234V99H235V95H236V99H237V100H236V99H235V100H234V99L232 100L233 96H232L231 94H233ZM246 92H247V93H246ZM262 92H263V91H262ZM262 92H261V93H262ZM103 93H105V91H104ZM117 93H115V95H116ZM121 93H122V92H121ZM133 93H134V91H133ZM136 93H137V92H136ZM141 93H142V92H141ZM161 93H163V92H161ZM178 93H177V94H178ZM215 93H216V95H215ZM240 93H243L244 95H243V94H240ZM248 93H249V96H247ZM124 94H126V93H124ZM129 94H130V93H129ZM129 94H128V95H129ZM144 94H145V93L143 92L142 96H143ZM166 94H167V93H166ZM170 94H171V93H170ZM245 94H246V95H245ZM138 95H139V93H138ZM140 95H141V94H140ZM159 95H160V94H159ZM163 95H164V94H162V96H163ZM168 95H169V93H168ZM168 95H167V97L164 95V96H165V97H164V101H165V98H169V97H170V96L168 97ZM189 95H190V93H189ZM189 95H187V97L185 96V98L188 99V101H185V100H184V102H186L185 104H184V102L182 101V103L184 104V106H183V104L181 103L182 105L179 104V106H177L178 108H179L180 106H182L181 108H184V109L187 110V107H191V106H190V103H191V102L189 103V99H190V98H188ZM221 95H222V94H221ZM238 95H239V97H240L241 95L244 96L245 99H243V97H242V98L240 97L241 100H242V99H243V100H242V101L240 100V102H239V100H238L239 97L237 98ZM253 95H254V94H253ZM144 96H145V95H144ZM144 96H143V98H144ZM147 96H146L145 99H144L145 101H146V99H147ZM153 96H154V95H152L151 98H152ZM160 96H161V95H160ZM162 96H161V97H162ZM174 96L177 98V95H176V94H175ZM209 96H210V95H209ZM115 97H117V96H115ZM122 97H124V96H122ZM126 97H127V96H126ZM132 97H135V95L133 94V95L131 96V98H130V96H129L128 98H130V100L136 101L135 99H132ZM137 97H138V96H137ZM137 97H136V99H138ZM149 97H150V96H149ZM149 97H148V99H149ZM156 97H157V95H155L154 100L156 99ZM161 97H160V102L163 103V99H162L163 97H162V98H161ZM180 97H179V99H180ZM217 97H218V98H217ZM246 97H248V98H247V102L244 101V100H246ZM117 98H119V96H118ZM151 98H150V99H151ZM170 98H171V97H170ZM114 99H116V98H114ZM120 99H122V98H120ZM148 99H147V100H148ZM152 99H153V98H152ZM161 99H162V100H161ZM181 99H183V98H181ZM211 99H212V100H211ZM216 99H217V100H216ZM230 99L232 100V102H233V101L236 102V103L238 102V104L241 103V105L243 104L244 106L246 105V103H248V106L250 105V108L253 109V110L249 109L247 105H246L247 108H244L243 105H242V106L240 105L241 108H238V109H237V108H235V104H236V103H235V104L233 103L234 106H231V105H232V102H230ZM259 99H260V100H259ZM123 100H125V97H124ZM139 100H140V99H139ZM144 100H143V101H144ZM168 100H169V99H168ZM170 100H171V99H170ZM172 100H173V99H172ZM221 100H222V99H221ZM249 100H250V99H249ZM258 100H259V101H258ZM116 101L120 102V100H118V99H117ZM126 101H127V99H126ZM128 101H129V100H128ZM133 101H132V102H133ZM143 101H139V103H141L142 106H143L142 109H141L142 106L140 107V106L138 105L139 108H140L142 111H143V109H144V107H145V102L142 103ZM152 101H153V100H152ZM152 101L149 103V105L152 103ZM156 101H157V99H156ZM166 101H167V100H166ZM177 101H178V100H177ZM195 101H196V100H195ZM207 101H208V102H207ZM209 101H210V103H209ZM215 101H216V103H215ZM121 102H122V100H121ZM136 102H137V101H136ZM148 102H149V100H148ZM148 102H147L146 104H148ZM153 102H154V101H153ZM169 102H172V101H169ZM211 102L214 103L215 106H214L213 104H211ZM242 102H243V103H242ZM126 103H130V102H125V104H126ZM165 103H166V102H165ZM188 103H189V104H188ZM196 103H197V102H196ZM117 104L119 105V103H117ZM123 104H124V103H123ZM125 104H124V105H125ZM133 104H134V103H132V104L130 103V104H128V105H133ZM141 104H140V105H141ZM163 104H164V103H163ZM163 104H162V106L165 107V105H163ZM167 104L169 105L170 103H167ZM171 104H172V103H171ZM187 104H188L189 106L186 107ZM192 104H193V103H192ZM256 104H257V105H256ZM128 105H126V106H122V105H121V106H122V108H125V107H129ZM149 105H147V106H148V108L150 109ZM176 105H177V103H176ZM211 105H212V106H211ZM121 106H119V107H121ZM134 106H135V104H134ZM136 106H137V105H136ZM162 106H160V108L164 109ZM166 106H167V105H166ZM193 106H194V104H193ZM240 106H239V107H240ZM246 106H245V107H246ZM251 106H252V107H251ZM258 106H257V107H258ZM119 107H118V108H119ZM130 107H131V106H130ZM130 107L128 108V111H127V109H124V110H126L127 112H129V110H130V113H131V109H132V107H131V108H130ZM157 107H159V106L157 105ZM177 107H176V109H177ZM203 107H205V108H203ZM242 107H243V108H242ZM116 108H117V106H116ZM118 108H117V110H118ZM160 108H157V109L159 110ZM167 108H169V107H167ZM167 108H166V110H167ZM174 108H175V107H174ZM174 108H173V109H174ZM181 108H179V109H181ZM197 108H198V107H197ZM260 108H263V106L261 105ZM152 109H153V107H152ZM179 109H177L176 113H180V111H184V110H180V111H179ZM208 109H209V110H208ZM222 109H223L226 113H224V111H223ZM234 109H237V110L235 111ZM120 110H122V109H119V111H120ZM124 110H123V112H124ZM134 110H135V109H134ZM136 110H137V111H136ZM136 110H135L136 113H134V114H139V115H140L141 112L139 113V111H138L139 109L136 108ZM141 110H140V111H141ZM158 110H157V111H158ZM168 110H169V109H168ZM168 110H167V111H168ZM170 110H172V109H170ZM198 110H199V109H198ZM233 110H234V112H233ZM260 110H261V109H260ZM0 111H1L0 113L2 114V113H3L2 110H0ZM115 111H116V110H115ZM115 111H114V114H115ZM119 111H118V112L116 111V112L119 113ZM126 111H125V112H126ZM135 111H134V112H135ZM144 111H145V109H144ZM144 111H143V112H144ZM146 111L148 112L149 110L147 109ZM157 111H156V112L154 111V112L157 113V114L164 113V112H162V111H160L161 113H160V112H157ZM178 111H179V112H178ZM188 111H189V109H188ZM188 111H187V112H188ZM192 111H193V110H192ZM120 112H121V111H120ZM127 112H126V113H127ZM147 112H145V113H147ZM151 112H152V111H151ZM151 112H150V114H151ZM168 112H169V111H168ZM168 112H167V114H170V113H171V112H169V113H168ZM246 112H244V113H246ZM261 112H262V111H261ZM263 112H264V111H263ZM263 112H262V113H263ZM126 113H123V115L126 114ZM152 113H153V112H152ZM173 113H175V112H172V114H173ZM184 113H185V111H184ZM237 113H238V116H239V117H238L237 115H236V117H237V119H238V122H240V123L237 122V124H242V123H241L242 121H240V120H242V118L239 119L240 116L242 117V115H241V113L239 114L238 111H237ZM262 113H260V115L264 116V114H262ZM39 114H41V113H39ZM42 114H43V113H42ZM132 114H133V110H132ZM132 114H131V115H132ZM134 114H133V115H134ZM141 114H142V113H141ZM143 114H144V113H143ZM143 114L140 115V116L138 115V116L141 117V119H142V117H145V115H143ZM147 114H148V113H147ZM147 114H146V115H147ZM153 114H154V113H153ZM153 114H151L150 116L147 115V118H146V119H150V117H151ZM157 114H156V116H157ZM181 114H182V113H181ZM207 114H208V115H207ZM224 114H226V118L224 117ZM242 114H243V113H242ZM37 115H38V114H37ZM115 115H116V114H115ZM121 115H122V114H121ZM121 115H119L118 117L120 118ZM128 115H129V114H128ZM173 115H174V114H173ZM195 115H196V116H195ZM234 115H235V114H234ZM244 115H245V114H244ZM244 115H243V118L246 120V118L244 117ZM255 115H256V116H253V115H252V116L255 118V117H257V114H255ZM260 115H258V118H259ZM138 116H137V117H138ZM165 116H166V114L164 115V117H165ZM167 116H170V117H171V114H170V115H167ZM176 116H178V115L176 114ZM181 116H182V115H181ZM181 116H180V118L185 117V116H182V117H181ZM192 116H194V117H192ZM220 116H221V117H220ZM39 117H41V116H39ZM128 117H129L128 119L131 118L130 115H129ZM133 117H134V116H133ZM137 117H136V118H137ZM148 117H149V118H148ZM154 117H155V116H154ZM154 117L152 116V119H153ZM164 117H163V118H164ZM174 117H175V116H173V118H174ZM202 117H203V118H202ZM236 117H234V118H232V119H235ZM246 117H247V116H246ZM116 118H117V117H116ZM119 118H118V119H119ZM123 118H124V117H123ZM126 118H127V117L125 116L124 119H126ZM157 118H158V119H159V118H162V115H161V116L159 115V117H157ZM163 118H162V119H163ZM166 118H167V120L169 121V118H168V117H166ZM178 118H179V116H178ZM190 118H189V119H190ZM260 118H261V117H260ZM36 119H39V118L36 117ZM121 119H122V118H121ZM124 119H123V120H120V119H119V120L121 121V122H120V121H119V122L122 123V122H125V121L127 120V119H126V120L124 121ZM137 119H139V118H137ZM141 119H139L140 122L143 121V120H141ZM152 119H151V120H152ZM158 119H157V120H158ZM176 119H177V118H176ZM176 119H174V120H176ZM194 119H195V120H194ZM244 119H243V123L245 122ZM249 119H250V121H251V119L253 120V118H249ZM255 119H256V118H255ZM255 119H254L253 121H255ZM39 120H40V119H39ZM155 120H156V119H155ZM174 120H173V121H174ZM257 120L260 121V119H257ZM134 121H135V117H134V120H133V121L131 120L130 122H132V124H134V123H133ZM148 121H149V120H148ZM148 121H146V122H148ZM158 121H159V120H158ZM160 121H161V119H160ZM160 121H159V122H160ZM168 121H165V122L163 121V124H167L166 122H168ZM173 121H171V122H173ZM182 121H183V120H182ZM188 121H189V120H188ZM236 121H237V120H236ZM236 121H234V122H236ZM246 121H247V123L250 122V121H248V119H247ZM116 122H118L117 119H116ZM119 122H118V123H119ZM128 122H129V120H128ZM128 122H127V124H126V122H125V124L128 125ZM144 122H145V119H144ZM146 122H145V123H146ZM152 122H153V123H152ZM175 122H176V121H175ZM177 122H179V121H177ZM177 122H176V124H177ZM198 122H199V121H198ZM201 122H200V123H201ZM232 122H233V120H232ZM261 122H263V117H262V121H261ZM114 123H115V122H114ZM118 123H117V124H118ZM120 123H119V124H120ZM135 123H139L138 120H136ZM141 123H142V122H141ZM141 123H140V124H141ZM150 123H152L151 125H153V124H154V120L150 121ZM155 123H156V121H155ZM179 123L182 124L181 121H180ZM184 123H185V122H184ZM186 123H187V120H186ZM192 123H191V124H192ZM195 123H196V122H195ZM143 124H144V123H143ZM143 124H142V125H143ZM147 124H148V123H147ZM157 124H159V123H156V124L154 125L155 128H156V130H157V129H160L159 127L161 126V123L159 124L160 126H159V125L157 126ZM168 124H169V123H168ZM171 124H172V123H171ZM176 124L174 123L173 125H176ZM198 124H199V123H198ZM198 124H194V126L196 125V127H197ZM115 125H116V123H115ZM120 125H121V124H120ZM120 125H119L120 128L124 127V123H123L121 126H120ZM142 125H141V126H142ZM182 125H183V124H182ZM186 125H187V124H186ZM189 125H190V124H189ZM129 126L131 127V125H129ZM137 126H139V124H138ZM156 126H157L158 128H157ZM163 126H164V125H163ZM163 126H161V127H163ZM165 126H166V125H165ZM165 126H164V127H165ZM170 126H171V125H170ZM114 127H115V126H114ZM117 127H118V126H117ZM117 127H116V128H117ZM119 127H118V128H119ZM132 127H135V126L133 125ZM132 127H131V128H132ZM143 127H144V126H143ZM147 127L149 128V131H151V129H150L151 126L149 127V126H146V124H145V127H144V128H145L146 130H147ZM173 127H174V126H173ZM173 127H172V128H173ZM184 127H186V126L184 125ZM196 127H194L193 129L195 130ZM118 128H117V129H118ZM125 128L127 129V127H125ZM138 128H139V127H138ZM140 128H142V127H140ZM140 128H139V130H140ZM166 128H167V127H166ZM166 128H165V129H166ZM174 128H175V130H174V129L171 130V128H170V129H169V132H170V130H171V132H172V131L175 132L177 128H176V127H174ZM191 128H192V127H191ZM117 129H116V131H119V130H117ZM128 129H129V127H128ZM145 129L142 128L143 131H141V132L143 133ZM153 129H154V128H153ZM185 129H187V127H186ZM185 129H183V130H185ZM189 129H190V128H189ZM132 130L134 131V129H131L130 131L132 132ZM137 130H138V129H137ZM139 130H138V131H139ZM167 130H168V129H167ZM179 130H181V127H179L178 131H179ZM183 130H182V131H183ZM194 130H193V131H194ZM122 131H123V129H122ZM122 131H120V132H122ZM124 131H125V130H124ZM126 131H128V130H126ZM130 131H129V133H131ZM161 131H162V130H161ZM161 131H159V132H161ZM164 131H165V130H164ZM164 131H163V132H164ZM178 131H177V134H180V131H179V133H178ZM191 131H192V130H191ZM196 131H198L197 128H196ZM0 132H1V133H8L7 131H6V132H5V131H0ZM135 132H136V135H137L138 133H140V131L137 132V131L135 130V131H134V134H135ZM151 132H152V131H151ZM151 132H150V134H151ZM167 132H168V131L164 132V133H165L164 135H166ZM171 132H170V134H171ZM194 132H195V131H194ZM199 132H200V131H199ZM28 133H31V132L28 130ZM115 133L117 134V132H115ZM122 133H123V132H122ZM126 133H127V132H124L123 134H126ZM132 133H133V132H132ZM132 133L129 134V135H132ZM142 133H141V135H142ZM148 133H149V132H148ZM153 133L155 134V132H152V134H153ZM183 133H184V132H183ZM185 133H186V134L189 133V130H188V131L185 130ZM185 133H184V134H185ZM201 133H202V132H201ZM201 133H199V134L202 135ZM134 134H133V135H134ZM144 134H145V133H144ZM156 134H157V133H156ZM161 134H162V133H161ZM161 134H159V135H161ZM170 134L167 133V135H169V136H170ZM173 134H174V133H173ZM186 134H185V135H186ZM189 134H190V133H189ZM193 134H194L193 139H195V138L197 137V138H200L199 140H203V139H201V137H203V136L205 137V135H203V136H201V137H200V135H198V136L195 137V134H196V133H192V135H193ZM197 134H198V133H197ZM120 135H121V134H120ZM146 135H147V133H146ZM164 135H163V136H164ZM114 136H115V135H114ZM121 136H122V135H121ZM124 136H125V135H124ZM124 136H122V137H124ZM138 136H140V135L138 134ZM138 136H136V137H138ZM147 136H148V135H147ZM149 136H151V135H149ZM157 136H158V135H156V136H152V138L154 137L153 139H155V137H157ZM161 136H162V135H161ZM161 136H160V138H161ZM169 136H166V137H168V138H166V140H165L166 142H169V140H170V141H173L172 139H169V138H171V137H173V139L176 140V138H174L175 135L173 136V135L171 134V137H169ZM115 137H116V136H115ZM118 137H119V134L117 135V138H118ZM122 137H121V138L119 137L118 139H121V140L123 139V140H124V141H123V142H124V145L127 144V145H125V146H127V147H128V145H129V146H132L133 143L135 142L134 139H136V138H134V139H133L134 142L132 141L133 143L130 144V143H131V142H130L131 140H130L128 137H127V138H128L129 140H128V139H126V140H128L129 143L126 142V140H125L124 138H122ZM129 137H130V136H129ZM133 137H134V136H133ZM140 137H141V136H140ZM140 137H139V138H140ZM175 137H176V136H175ZM180 137H181V135H179V138H180ZM182 137H183V136H182ZM182 137H181V138H182ZM185 137H186V136H185ZM190 137H191V134L189 135V138H190ZM139 138H138V139H139ZM143 138L145 139L146 137L143 136ZM150 138H151V137L146 138L145 141H147V139L150 140ZM177 138H178V137H177ZM181 138H180V139H181ZM187 138H188V136H187ZM187 138H185V139L187 140ZM189 138H188V139H189ZM131 139H132V138H131ZM153 139H151V142H152V141L154 142ZM156 139H157V138H156ZM158 139H159V137H158ZM158 139H157V141H158ZM180 139H179V140H180ZM185 139L183 138V139H181V140H185ZM190 139H191V138H190ZM193 139H192V140H193ZM206 139H207V137H206ZM206 139H205V140H206ZM238 139H239V136H238ZM115 140H117V139L115 138ZM115 140H114V141H115ZM139 140H140V139H139ZM181 140H180V141H181ZM186 140H185V141H186ZM192 140H190V141H192ZM196 140H197V139H196ZM117 141H118V140H117ZM117 141H116V142H117ZM145 141H143V142L145 143ZM157 141H156V142H157ZM160 141H161V140H160ZM176 141H178V139H177ZM180 141H179V142H180ZM188 141H189V140H188ZM188 141H187V142H188ZM193 141H194V140H193ZM120 142H122V141H119L118 144H119ZM149 142H150V141H149ZM161 142H162V141H161ZM166 142H163V143L166 144V146L163 147V146L161 145L162 147H160V148H162V150H160V148H159V149L157 148V149L160 150L161 152H163V149H164V148H167V149H168V146H169L170 144L167 146L168 143H166ZM179 142L176 143V142L174 141L175 144L173 143V145H176L177 150H178L179 147H180L181 149H183V148H182L183 145H181V144H180L179 146L177 145V144H179ZM182 142H183V141H181V143H182ZM187 142H184V143H187ZM201 142H203V141H201ZM114 143H115V142H114ZM141 143H142V142H141ZM141 143L139 142V144H140V146H141V148H142V146H143L144 144L142 143V144H143V145H142ZM169 143H171V142H169ZM190 143H191V142H189V145H190ZM192 143H193V142H192ZM196 143H197V142H196ZM196 143H195V146H194V143L191 144V147H192V146H193V148L196 147ZM207 143H208V142H207ZM118 144H116V146H117ZM122 144H123V143H122ZM136 144H138V142H137ZM136 144H134L135 147H138V145L136 146ZM149 144H150V143H149ZM149 144L146 143V145H149ZM152 144H153V143H152ZM154 144H155V143H154ZM158 144H159V142H158ZM161 144H162V143H161ZM165 144H164V145H165ZM182 144H183V143H182ZM202 144H205V146H206V145L208 146V144H206L205 142L202 143ZM202 144H201V146H202ZM124 145H120V144H119V146H117V147H120V146L122 147V146H124ZM134 145H133V146H134ZM146 145H144V146H146ZM173 145H172V146H173ZM184 145H185V144H184ZM187 145H188V144H187ZM197 145H198V144H197ZM209 145H210V144H209ZM133 146H132V147H133ZM149 146H151V148H152L153 145L150 144ZM149 146H147V147H149ZM155 146H156V145H154V148H155ZM157 146H158V145H157ZM159 146H160V145H159ZM177 146H178V147H177ZM181 146H182V147H181ZM198 146H199V147H198ZM198 146L196 147L197 149H196V148H195V149L198 150V148H199V149H200V152H201V149H202V148H200V144H199ZM207 146H206V147H207ZM114 147H115V146H114ZM117 147H116V149H119V151H120L121 149H123V147H122L121 149H120V148H117ZM132 147H131V148H132ZM170 147H171V146H170ZM185 147H186V146H185ZM187 147H188V146H187ZM131 148H130V149H131ZM139 148H140V147H139ZM172 148H173V147H172ZM174 148H175V147H174ZM189 148H190V147H188V149H189ZM207 148H208V147H207ZM124 149H125V148H124ZM124 149H123V150H124ZM130 149L128 148L127 150H130ZM135 149H136V148H135ZM135 149L133 148L134 151H135ZM147 149H148V151L150 150L149 148H147ZM186 149H187V148H186ZM186 149H185V150H186ZM188 149H187V150H188ZM203 149H204V147H203ZM123 150H122V151H123ZM158 150L153 149V151H154L153 154H154V155H153V158L150 157L151 159H153V160L155 159V160H156L157 158H160V157H161V156H158V157H157V156L155 155V154H158V152H159ZM170 150H171V149H170ZM170 150H169V151H170ZM173 150H174V149H173ZM173 150H172V151H173ZM175 150H176V149H175ZM175 150H174V151H175ZM183 150H184V149H183ZM183 150H182V153H184ZM187 150H186V151H187ZM193 150H194V149H192V152H194ZM115 151H116V150L114 149L113 153H114ZM122 151H120V152H122ZM131 151H132V150H131ZM136 151H137V150H136ZM138 151H139V150H138ZM140 151H141V150H140ZM142 151H147V150H146V149L144 150V148H142ZM150 151H151V150H150ZM150 151L147 152V153L149 154ZM164 151H167V150L165 149ZM178 151H181V150H178ZM188 151H189V152H188ZM188 151H187L188 154L184 153L186 156H188L189 153L191 152V148H190V150H188ZM198 151H199V150H198ZM202 151H203V150H202ZM204 151H205V150H204ZM204 151H203V152H204ZM206 151H207V150H206ZM120 152H119V154H118L119 157H121V155L123 154V153L120 154ZM123 152L125 153V150H124ZM128 152H130V151H126V154H124V155H130V154H128ZM151 152H152V151H151ZM156 152H157V153H156ZM161 152H159L158 155H160ZM167 152H168V151H167ZM167 152H166V154H165V152H163V153H161V154H165V156H166V155H167ZM175 152H176V151H175ZM175 152H174L173 154H176ZM208 152H209V151H208ZM115 153H117V152H115ZM130 153H131V152H130ZM134 153H136V152H134ZM140 153H142V152H140ZM140 153H139V154H140ZM147 153H146V154H147ZM170 153H171V151H170ZM170 153H168V154H170ZM182 153L180 152L181 155H182ZM131 154H132V153H131ZM139 154L137 153V157H138V156H142V154H140V155H139ZM146 154H145V155H146ZM173 154L171 153V155H173ZM180 154H178V155H173V157H174V156H177V158H178V157H182V158H183V157H184V154H183L182 156H181ZM202 154H203V153H202ZM202 154L200 155L201 157H202ZM209 154H210V153H209ZM113 155H115V154H112V156H113ZM118 155H117V156H118ZM133 155H134V154H133ZM133 155H131L132 157H131V156H130V157H131V158H134ZM149 155H150V154H149ZM171 155H169V157H170ZM190 155H192V154H190ZM194 155H195V153L193 154V156H194ZM196 155H197V154H196ZM196 155H195V156H196ZM205 155H206V153L203 154V158H198V160H197V162H196V165H197V163H198V166H196L195 164H192V162H194V161L197 159V158H196V159L194 158V159H195V160L193 159L194 161H192L190 164L188 163V164H189V167H191L190 165L192 164V167H193V165H194L196 168L199 167V166H200L199 168H201V165L203 164V166H204V164H207L209 160H210V161H211V160L214 161V163L209 161L210 164L212 163V164L216 165V160H215L216 158H215L213 155H212L211 157H212V158L214 157L215 159H214V158H213V159H211V158L208 159L210 156L206 155V156H208V157H205ZM117 156H116V157L114 156V157L116 158V160H118V159H117ZM143 156H144V154H143ZM151 156H152V154H151ZM154 156H155V158H154ZM162 156H163V159H164L165 156H164V155H162ZM186 156H185V157H186ZM193 156H192V157H193ZM195 156H194V157H195ZM200 156H196V157H200ZM232 156H233L235 159L232 158ZM232 156H230L231 159L228 157L230 160H228V158L226 159V161L228 162L227 165H228L229 168L231 169V171L229 172L230 169L227 167L229 170H228V169H227V170L225 169V170H226L227 172H229V173H226V172H225L226 174H230L231 172H234V171L236 170L235 168L232 167L233 165H236V164H234L235 162L238 161V164H239V158H238V160H237V156H238V155L233 154ZM114 157H113V158H114ZM124 157H125V156H124ZM124 157H122V158L124 159ZM127 157L130 158L129 156H127ZM137 157H136V158H137ZM148 157H149V156H148ZM156 157H157V158H156ZM173 157H172V158H173ZM204 157H205V158H204ZM238 157H239V156H238ZM110 158H111V157H110ZM113 158H111V159H113ZM115 158L113 159V162H114V161L116 162ZM122 158H121V159H122ZM131 158H130V159H131ZM142 158H143V157H142ZM146 158H147V156H145V160H146ZM172 158H170V159H168V160H171ZM206 158H207V159H206ZM125 159H126V163L129 164L128 161H127V158H126V157H125ZM125 159H124V160H125ZM137 159H138V158H137ZM137 159H136L135 161H137ZM139 159H140V158H139ZM143 159H144V158H143ZM165 159H167V158H165ZM175 159H176V158H175ZM185 159H186V158H185ZM200 159H201V160H200ZM203 159H206V160H203ZM232 159H233L234 161H235V160H236V161H235V162L233 161L234 163H233V162H230V163H229V161H232ZM119 160H120V158H119ZM119 160H118V162L121 163V161H119ZM124 160H123V161H124ZM128 160H129V159H128ZM131 160H132V159H131ZM141 160H142V159H141ZM147 160H148V159H147ZM153 160H149V161H153ZM157 160H159V159H157ZM161 160H162V159H161ZM177 160H180V159L178 158ZM186 160H187V159H186ZM186 160H185L184 165H185L187 162H190L192 159H191L190 161H187V162H186ZM188 160H189V159H188ZM207 160H208V161H207ZM123 161H122L121 166H123V168L125 169V165H123ZM135 161H134V163H137V162H138V161H137V162H135ZM143 161H144V160H143ZM143 161H142V162H143ZM149 161H148V162H149ZM172 161H173V160H172ZM175 161H176V160H175ZM183 161H184V159H183ZM183 161H181V163H183ZM198 161H199V162H198ZM200 161H202V162H200ZM204 161H205V163H204ZM206 161H207V163H206ZM124 162H125V161H124ZM129 162H130V160H129ZM132 162H133V161H132ZM132 162H131V163H132ZM139 162H140V160H139ZM139 162H138L137 164H139ZM153 162H154V161H153ZM153 162H152V163L150 162L149 164L152 165ZM155 162H157V161H155ZM166 162H167V160L165 161V163H166ZM169 162H171V161H169ZM173 162H174V161H173ZM134 163H133V166L136 165V164H134ZM144 163L147 164V162L144 161V162L142 163L143 166H141V164H140L141 167H139V166H137V165L135 166V167L137 168V169H136L137 172H138V167H139V169H142L143 167H146V166L144 165ZM161 163H162V165H160ZM231 163H233V165H231ZM127 164H126V165H127ZM156 164H157L158 166H160V168H158L160 171H159V170H158V171L155 170L157 167H156V165L153 164L154 167H156V168L152 169L151 173L153 172V173L155 174L156 172L153 171V170H155V171H157V173H158V174H156V175H160V176L162 177V175H161L160 172H161V168H162L164 162H163V161H162V162L158 161ZM166 164L168 165L169 163H166ZM166 164H164L165 166H163V168L166 167V169L168 170V167H167ZM170 164H171V163H170ZM178 164H180V162H179ZM199 164H200V165H199ZM212 164H211V166H209L210 168H209L208 166H207V168H206V166H205L206 169L203 168V166H202V168H201V169L203 170V173H202V174L200 173V171H198V172L200 173V174H199L196 170H194V171L196 172L195 174L198 173L200 176L202 175L201 177L199 176V178H201L200 180H202V181L205 180L207 183H209V182L207 181V179L212 181V178H209L210 175L207 174V173H209V172L211 171V168H212V171H211L210 173L212 174V176L215 175L216 173H217V174H221V171H222V170L220 171V173H218L219 171L217 172L216 167H215V169H214V165H212ZM238 164H237V165H238ZM114 165H115L114 168H115V167L117 168V167L120 166V165H116V164H114ZM129 165H132V164H129ZM151 165H150V166H151ZM174 165H176V164H174ZM174 165H172V166H173V167H172V169H173V173H174V170H175V171L177 170V169H176L177 167L174 169V167H175ZM182 165H183V164H182ZM182 165H179V166H181V168H182V167H183ZM207 165H208V164H207ZM227 165H226V166H227ZM168 166H169V165H168ZM176 166H178V165H176ZM179 166H178V167H179ZM185 166H186V165H185ZM126 167H127V166H126ZM170 167H171V165H170ZM170 167H169V168H170ZM187 167H188V166H186V168H187ZM234 167H235V166H234ZM237 167H239V165L236 166V168H237ZM116 168H115V169H116ZM119 168H120V167H119ZM119 168L117 169V172H114V173L116 174V177L118 176V174H119V175H122V174L124 173L125 175H122V176L125 178V176L128 174V172H127V174H126V171L124 172V170H123L122 173L120 174L118 170H120L122 167H121L120 169H119ZM123 168H122V169H123ZM129 168H132V167L129 166ZM152 168H153V167H152ZM181 168L179 167V169H181ZM199 168H197V170H198ZM208 168H209L210 170H207ZM232 168H233V169H232ZM122 169H121V170H122ZM126 169H127V168H126ZM133 169H134V168H133ZM145 169H146V168H145ZM145 169H143V170H145ZM149 169H151V167H150ZM193 169H194V168H193ZM204 169H205V170H204ZM234 169H235V170H234ZM128 170H129V169H128ZM128 170H127V171H128ZM167 170H165V168H164V171H162V172H163L162 174H163V175L165 174V176H166L167 174L169 175L170 173H167V174L164 173V172H167ZM190 170H191V169H186V173H185V170L183 171L182 169H181V170H178L177 172L182 171V172H184V176H185V174H186V176H187V173H188L187 171L190 172ZM202 170H201V172H202ZM214 170H215V171H214ZM225 170H224V171H225ZM237 170H240V169L237 168ZM237 170H236V172L238 173ZM114 171H115V170H114ZM129 171L131 172V170H129ZM140 171H141V170H139V172H140ZM148 171H149V170H148V165H147V172H148ZM170 171H171V175H172V170H170ZM170 171H168V172H170ZM192 171H193V170H192ZM206 171H207V172H206ZM208 171H209V172H208ZM213 171L216 172V173H213ZM224 171H223V172H224ZM143 173H144L143 175L147 176V178L150 177V176H149L150 172H149L148 175H147L145 172H143ZM159 173H160V174H159ZM180 173H181V172H180ZM180 173H179V175H180ZM192 173H194V172H191L190 175H192ZM237 173L234 174V175H235V179L238 178L237 180H239V179H240V178H239V177H240V176H239V175H240V172L238 173L239 175H238ZM129 174H130V173H129ZM132 174H133V173H132ZM134 174H135V177H136L137 174H136L135 172H134ZM141 174H142V173L140 172L139 177L141 176ZM174 174H175V173H174ZM204 174H205L206 176H205ZM232 174H233V173H232ZM232 174L227 175V176H228L227 178H230L229 176H233ZM14 175H15V174H14ZM17 175L20 176L21 174H17ZM143 175H142V178H145V180L142 179V178H141V179H142V180H141V179L139 178V179H140V183H139V181L135 180V181H137V182L139 183V186H141V183H142L141 181H143V180H144V181L148 180L145 176L143 177ZM156 175H155L154 179L156 178ZM176 175H178V173L174 175L176 178H175V177H173V178H175L176 180H173V181L171 180L172 183H174V181H175V182L178 181L179 177L177 178ZM179 175H178V176H179ZM181 175L183 176L182 173H181ZM181 175H180V177H182ZM188 175H189V174H188ZM190 175H189V176H190ZM237 175H238V177H237ZM2 176H3V178H2ZM18 176L15 175V176H14L15 178L13 177V179L10 181V180H8L7 178H6L7 180H5L4 175L0 174V205L2 206V204H3V203L5 204V202H6L7 205L9 204V205H8V208H10V207L15 208V209H16L15 211H16L17 213L15 214V212H14V214L18 217V220L20 219L21 221H25V222L29 223L28 225H30L31 223H35L34 221L37 222L38 220H40V222H43V223H45V224H47V225H51V218H50V216H49L48 214L46 215L47 217L43 216L42 218H40L39 216H37L38 214L36 215V213H37V211H36V210H37L36 207L33 208L32 205L29 204V201H28V200H27L28 202H27L26 200L23 201V199H22V201H21V199H19V197H20L19 195H18L17 198H15L16 195L13 196V195H14L13 193L18 192V190H15V189H14V185H10V186H9L10 183H9V184H8V183L6 184L5 182H7V181H9V182H13V181H16V180H17L16 182H19V177H18ZM21 176H23V175H21ZM128 176H131V177H129V178H134V177H132V176H134V175H131V174H130V175H127L126 178H128ZM160 176H159V177H160ZM169 176H170V175H169ZM189 176H187V177H189ZM203 176H204V177H203ZM207 176H208V178H207ZM215 176H216V175H215ZM222 176H224V175H221V176H219V177L216 176V179H213V180H216V181H214V182H217V179L220 178V177H221V179H223ZM152 177H153V175H152ZM152 177H151V179H152L153 182L157 180V179H156V180H153ZM159 177H157V178H158L159 180H161ZM192 177H193V175H192L190 178H188V179H190V180H188V181L191 182L192 179H193ZM195 177L198 178V176H195ZM225 177H226V176H225ZM22 178H23V177H22ZM129 178H128V179H129ZM136 178H138V175H137ZM171 178H172V176H171ZM191 178H192V179H191ZM197 178H196V179H197ZM206 178H207V179H206ZM213 178H215V177H213ZM227 178H226V180H227ZM232 178H233V177H232ZM122 179H123V178H122ZM162 179H164V176H163ZM194 179H195V178H194ZM194 179H193V180H194ZM221 179H219V181H220ZM224 179H225V178H224ZM224 179H223V180H224ZM233 179H234V178H233ZM233 179H232V181H233ZM21 180H22V179H21ZM21 180H20V181H21ZM116 180H117L118 182H120V180H118V178H116ZM169 180H170V177H169ZM180 180H181V179H180ZM180 180H179V181H180ZM200 180L198 179L197 181L200 182ZM229 180H230V179H229ZM123 181H124V179H123ZM125 181H126V183H127V181H128V183H129V180L125 179ZM130 181H131V180H130ZM150 181H151V180H150ZM166 181L168 182V179H167ZM183 181H184V182H185V181L188 182V181L185 180V179H183ZM197 181H196V182H197ZM205 181H204V183H205ZM219 181H218V182H219ZM121 182H122V180H121ZM121 182H120V185H119V183H118V185H117V186H120V187H119L120 191H121V189H122L123 187H124L123 190H126L127 187H128L129 185H131V183H129V185H127V187H125V184H124L125 182H122V183L124 184V186L121 184ZM132 182L134 183V180H133ZM146 182H147V183H146ZM146 182H143L142 185H144V183H146V184L148 185V181H146ZM159 182H160V181H158L157 183H159ZM162 182H163V180H162ZM186 182H185V184H186ZM196 182H194V183H196ZM214 182H211V183L214 184ZM224 182H225V180H224ZM4 183H5L6 185H8V186H6ZM128 183H127V184H128ZM135 183H136V182H135ZM149 183H150V182H149ZM157 183H156V184H155V182H154L153 184L150 183V184H149V187L146 185V187L149 188L148 190L145 188V185H144V188H142L143 186H141L140 188L138 187V188H139V189H141V188H142V189H146V190L149 192V195H151V194L154 193V191H155V190L152 189V188H154L155 186H156L155 189H156L157 187L161 188V185H163V183H165V182H163V183L160 182V183H161L160 186H159V184H157ZM172 183H170V184H172ZM176 183H177V185L180 184V183L183 184V182H181V181H180L179 183H178V182H176ZM191 183H192V182H191ZM200 183L202 184V188H203V190H202V189H200V190H202V193H203L204 190L206 191V187L203 186V185H206V184H203L202 182H200ZM211 183H209V185H210ZM220 183H223V182L221 181ZM234 183H235V182L233 181L232 185H233ZM236 183H237V184H239V183L241 184L240 181H237ZM12 184H13V183H12ZM115 184H117V183L115 182ZM167 184L170 185L169 182H168ZM185 184H184V185H185ZM187 184H188V183H187ZM187 184H186V185H187ZM197 184H198V183H197ZM216 184H217V183H215V185H216ZM228 184H229V183H228ZM230 184H231V183H230ZM168 185H165V186H168ZM177 185H176V186H177ZM193 185H196V184H193ZM193 185L190 184V187H189V188L191 189V186L194 187ZM215 185L212 186V187H216ZM225 185H226V184H225ZM225 185H224V184H223V185L220 184L219 186H220V187H221V186L223 187V186H225ZM232 185H229V186L233 187ZM234 185H235V184H234ZM3 186H4V187L6 186L5 188H7V187H13L14 190L12 189L11 192H10V193L12 194L11 196L8 197L7 194H4V192H3V190H2V189L4 188ZM117 186L115 187L116 191H117V188H118ZM121 186H123V187L121 188ZM133 186H136V185H133ZM133 186H132V187H133ZM151 186H152V188H151ZM170 186H171V185H170ZM179 186H180V185H179ZM181 186H182V185H181ZM181 186H180V187H181ZM217 186H218V184H217ZM219 186L216 187V188L218 189ZM226 186H227V185H226ZM235 186H236V187H234L233 195H232V192H231V191L233 190V188H232V190H230V197H231V200H232V201L230 200L229 195L227 196L228 198H226V197L223 195L224 198L227 199L226 201H225L224 198H222V199H224L223 201H219V200H218V201H215V199L217 200L218 197H220V195H219L218 197H215V199H214V201H215L214 203H215V204H214V203L212 204V201L210 202V200L207 201V203L212 204L213 206H214V205L217 206L216 202H217V203L220 202V203H222V204L224 203V206H222V204H221V205H218V206H220V207H216V208H218V209H220V210H217V209L215 208L216 211H221V206H222V208L225 207L227 204H229V201H230V204H229V205L231 206V211L229 210L230 208L226 207V208H228V209L225 208V209H226V213H227V212H229V213H227V214L224 213V214H226L225 216L221 213V214H220V217H221V216H222V217L224 216V218L226 217L225 220L227 221L228 217H229V216L231 217V215H232V219H229V220L232 221V222H234L235 225H234V223L230 225V223H232V222H230V221H228V222H226V223H228L229 226H231V227L234 225V227H232V229H231V227H226V228H227V231H225V230H224L225 228L222 226L223 224H225V223H222V222H225V220L221 217V218L223 219V221H221V219H220V221H218V218H219L218 215H216L218 218H217V220H216V219H215V220H216L217 222H219V223H222V224L219 225V223H216V221H212L214 224L212 223L213 226L211 227V222H209V223H210L209 227H211V229L213 230V231H212L213 236L216 234L215 231L218 232V234L216 235L217 237H218V235H220V234H222V235L224 234L223 230L225 231V233L227 232V234H225V236H227L228 239L226 238L225 240H226V241L228 240L229 242H230V238H231L230 235L232 234L233 236H232V235H231V236L235 238V235L237 234V232H239L238 235L241 236V237H240L239 239H238V238H237V239L241 242L242 245H240V246L236 245L237 247H235V245L232 244V245L236 248V249H235L233 246H230L231 244H230L229 246H227L228 244H226V245H221V244H223V243H221V242H222V241H221V242H218V243H220L219 245H217V244H218V243H217V244H216L217 246L215 245V247L213 246V248L210 247L211 249H210V248L208 249V247H206V249H207V251L211 252V250H212V251H213V250L215 251V250H216L217 248H219L220 246H221V247H222V246H223V247L225 246V247H227V249H228V247H230V248L232 247V249H230V250H233V249H234V250L236 251V253H237V248L239 247V248H238V250H239V255H238V253H237V256H240L242 259L245 258V257H247V256L250 257L249 255H251V253L254 251L253 254H252L253 256L251 255V257L254 258V257L257 256V257H259L260 259H262V260H261L262 262H261V261H258L259 258H257V257H256L257 260H256V258H254L255 260H252V261H253L255 264H257V263L260 264V262H261V264H263V260H264V255H263V254H264V252H263V251H264V246L261 247V248H257V247H256L257 249H256V248H253L252 246H251V247H252L253 249H251V247H250V245H253V244H251V243H254V239H251V238H254V237H255V240H258V241H260V240L262 239V238H261L260 240L257 239V237H259V235H260V236L262 235V234H261V231H262V228H263V227L260 226V224H261L262 222H261V220H260V222H259V223H260L259 226L256 227V229H257L256 231H258V229H259V227H260V229H261V230H260V234L257 233V232H255V234L252 233L253 235H256V233H257L258 236L256 235V236H254V237H250V236L252 235V234L250 235V232L255 231V230H251V229H249V230H251V231H249V235H250V236H249L248 234H246V232H244L245 234L242 233L243 230H242V232L239 231L241 225L244 224L243 221H239V220H240V219L243 220L242 217H243L244 219H246V216H242V215H241V210H242V212H243V209H241V208H242V207H241V205H242V204H241V203H242V201H241L242 196L240 197V196L237 194L238 192L236 193L237 196L235 195V192H236L235 190L238 189L237 191H239L241 187L238 188L237 185H235ZM240 186H241V185H240ZM132 187H131V188H132ZM136 187H137V186H136ZM162 187H163V186H162ZM171 187H173V190H174V188H175V191L177 192L176 187H174V186H171ZM180 187H179V189H180ZM185 187H188V185L185 186ZM185 187L182 186V189H183V188L185 189ZM208 187H210V186H208ZM208 187H207V188H208ZM231 187H229V188H231ZM125 188H126V189H125ZM128 188L130 189V187H128ZM134 188H135V187H134ZM138 188H135L134 191L137 192L136 189H138ZM169 188H170V187H169ZM198 188H199V187H198ZM198 188H196V189L199 190ZM204 188H205V189H204ZM7 189H8V188H7ZM10 189H11V188H10ZM115 189H114V191H115ZM132 189H133V188H132ZM157 189H158V188H157ZM157 189H156V190H157ZM177 189H178V188H177ZM196 189L194 188V191L197 192V194H199L198 192H200V190L197 191ZM211 189H214V190H215V188H211ZM211 189H209V190H211ZM222 189H224V190H221L222 192L219 190L218 193H217V192H215V193H217V195H218V194H221V196H222V193H225V192H223V191H226V192L229 191V189H227V188H226V190H225L224 187H223ZM4 190H5V189H4ZM8 190H9V189H8ZM123 190H122V191H123ZM146 190H145L144 192H147ZM150 190H152V191H150ZM153 190H154V191H153ZM159 190H160V191H158V193L161 192V189H159ZM162 190H163V189H162ZM165 190H167L166 192H168V187H167ZM169 190H172V189L170 188ZM173 190H172V191H173ZM209 190H208V191H209ZM214 190H212L211 192H208V191H207V192L212 196ZM9 191H10V190H9ZM15 191H16V192H15ZM116 191H115V194H118L119 192L116 193ZM122 191H121V192H122ZM126 191H128L127 193H130L129 190H126ZM130 191H132V190L130 189ZM134 191H132V194L134 193ZM141 191L143 192V190H141ZM141 191H139V192H140V195H142ZM178 191H179V190H178ZM180 191H183V190L180 189ZM180 191H179V192H180ZM187 191H188V188H187L186 192H187ZM192 191H193V189H191V191H189V194H191ZM194 191H193V193H194ZM121 192H120V193H121ZM139 192H138V193H139ZM173 192H174V191H173ZM190 192H191V193H190ZM239 192H240V191H239ZM10 193H9L8 195H10ZM18 193H19V192H18ZM18 193H17V194H18ZM39 193H40V194H39ZM39 193H38V194L36 193V195H35V196L40 195V196H37L38 200H37L36 202H38V203L42 202V199H41L42 197H43V198L45 197L44 200H45V199H48L49 197H51V195H49V194H51V193H50L49 191H47V190H45V191H41V192H39ZM41 193H42V194H41ZM122 193H124V191H123ZM127 193H126V194H127ZM169 193H170V192H169ZM181 193H183V192H181ZM187 193H188V192H187ZM193 193H192V194H193ZM115 194H114V195H115ZM124 194H125V193H124ZM134 194H135V193H134ZM147 194H148V193H147ZM147 194L144 193L143 195H146V196H147ZM154 194L156 195V194H157V191H156V193H154ZM154 194H152L151 197H152ZM160 194H161V193H160ZM162 194H163V195H162ZM162 194H161V196H163V197H160V199H161V198L163 199L164 197H167V199L170 200V199L172 198V197L169 198V194H168L167 196H165L166 193L164 194V192H163ZM171 194H172V193H171ZM174 194H175V193H174ZM176 194H177V193H176ZM179 194H180V193H179ZM184 194H185V192H184ZM192 194L189 195V198H191V196H193ZM203 194H204V193H203ZM225 194H226V193H225ZM228 194H229V193H228ZM240 194H241V192H240ZM43 195H45V196H43ZM121 195H122V196H121ZM121 195H120V196H121L122 198H124L123 196H125V195H123V194H121ZM136 195H137V194H136ZM138 195H139V194H138ZM158 195H159V194H158ZM172 195H173V194H172ZM195 195H196V194H195ZM199 195H201V194H199ZM199 195H198V196H199ZM215 195H216V194H215ZM215 195H214V196H215ZM234 195H235L236 197H233ZM6 196H7V197H6ZM12 196L15 198L14 200H15L16 202L13 200V197H12ZM35 196H32V197H35ZM118 196H119V195H118ZM120 196H119V197H120ZM126 196H127V195H126ZM132 196H133V195H132ZM146 196H145V197H146ZM159 196H160V195H159ZM174 196H175V195H174ZM178 196H179V195H178ZM182 196H183V195H182ZM182 196L180 195V198H181V199H182ZM206 196H209V195H207V193H206ZM211 196H210V197H211ZM238 196L240 197V198H239L240 200L237 198ZM10 197H12V198L9 199V201H10V203H9V201H6V200H8L7 198H10ZM47 197H48V198H47ZM127 197H129V196H127ZM127 197H125V199H126ZM137 197H140V196H136L135 198H137ZM143 197H144V196H143ZM143 197L141 196L142 199L145 198V197H144V198H143ZM149 197H150V196H149ZM149 197L147 196V198H148L149 200H151ZM176 197H177V195H176ZM176 197H175V199H177V200H172V199H171L172 201H175V203H176L177 201H179V198H176ZM186 197H187V196H186ZM195 197H196V196H195ZM195 197H194V196L192 197L193 199H196L195 202H194V205H196V203L198 202V201H197V198H195ZM200 197H201V196H200ZM232 197H233V199H232ZM4 198L6 199L5 201H4ZM39 198L41 199L40 201H39ZM141 198H140V200H141ZM155 198L157 199V197H155ZM183 198H184V197H183ZM192 198H191V202H192ZM202 198H203V200H204L205 195H204V197H201V198H199L198 200L200 201V199H202ZM213 198H214V197H213ZM213 198H212V199H213ZM234 198H235V200H234ZM18 199H19L20 201H19ZM116 199L119 201V199H121V198L118 199V197H117ZM116 199L114 198V201H115ZM153 199H154V198H153ZM156 199H155V201H156ZM164 199H165V198H164ZM185 199L188 200V198H185ZM205 199H207V198H205ZM208 199H210V198H208ZM208 199H207V200H208ZM212 199H211V200H212ZM237 199L240 201V203L238 202ZM117 200L115 201V203L117 202ZM128 200L130 201V202H128V203H131V204H132L134 201H133V202H131V201H132V200H135V199H134V196L131 197V200H130L129 198H128ZM128 200H127V201H128ZM145 200H147V199H145ZM149 200H148V201H149ZM158 200H159V199H158ZM158 200H157V201H158ZM165 200H166V199H165ZM165 200H163L164 203H165ZM182 200H184V199H182ZM189 200H190V199H189ZM13 201H14V202H13ZM123 201H125V200H123ZM135 201H137V199H136ZM151 201H152V200H151ZM155 201H154V202H155ZM160 201H162V200H160ZM172 201H171V202H172ZM184 201H185V200H184ZM196 201H197V202H196ZM201 201H202V200H201ZM201 201H200V202H201ZM227 201H228V202H227ZM233 201H234V204H235V205L232 203ZM11 202H12V203H11ZM45 202H46V201H45ZM45 202H44V203H40V204H41V205H42V204L44 205ZM120 202H122V201H120ZM144 202H145V201H144ZM154 202H150V203H154ZM169 202H170V201H169ZM169 202H167V203H169ZM171 202H170V205L167 204V203H166V204L169 205L170 208H171V210H172V207H171V206H173L174 204L172 203V204H173V205H172ZM179 202H180V201H179ZM186 202H188V204L191 203L190 201H186ZM186 202H184V203L182 204V207L184 206V204H186ZM189 202H190V203H189ZM200 202H199V203H200ZM38 203H37V204H38ZM117 203H118V202H117ZM126 203H127V202H126ZM126 203L122 202V203L120 204L121 207H122V205L124 204V205H123V208H124V206H125ZM134 203H137V202H134ZM138 203H139V202H138ZM140 203H142V201H141ZM150 203H149V204H150ZM162 203H163V202H162ZM164 203H163V204H164ZM181 203H182V201L180 202V204H181ZM201 203H202V202H201ZM201 203H200V205H202ZM207 203H206V200H205V201H204V204L208 205ZM237 203H238V204H237ZM6 204H5V206H6ZM11 204H12V206H10ZM28 204L31 205L30 207H31L32 209L29 208V205H28ZM40 204H38V205H40ZM142 204H143V203H142ZM142 204H141L142 208H141V206L138 205L139 207H134V209L139 208V209H138L139 212L143 211L142 209L145 208V207H144V205H142ZM145 204H147V203H145ZM155 204H159V203L156 202ZM155 204H152V206L155 205ZM166 204H165V206H167ZM204 204H203V205H204ZM225 204H226V205H225ZM236 204H237V205H236ZM240 204H241V205H240ZM38 205H37V206H38ZM43 205H42V206H43ZM118 205H119V203H118ZM127 205H128V204H127ZM134 205H135V204H134ZM191 205H192V204H191ZM194 205H192V206L187 205V206L190 207L189 210H186V209H185V210L188 211V212H184L185 210L182 208V209H181L182 211H181L180 213H183L182 215H185V216H186L187 214L189 215V213L191 212V210H194V209L196 208V206L194 207ZM197 205H198V204H197ZM200 205H199V206H200ZM206 205H205V206H206ZM229 205H228V206H229ZM233 205H234V206H233ZM3 206H4V205H3ZM5 206H4V207H5ZM116 206H117V205H116ZM128 206H129V205H128ZM128 206H127L126 208H128ZM136 206H137V205H136ZM148 206H149V205H148ZM150 206H151V204H150ZM158 206H160V205H158ZM163 206H164V205H163ZM163 206H162V207H163ZM165 206H164V209H165ZM177 206H178V209H179L180 206H179V205H177ZM199 206H197V207H199ZM213 206H209V209L214 210V209H212V208H214L215 206H214V207H213ZM236 206H237V207H236ZM6 207H7V206H6ZM45 207H46V206H45ZM155 207H157V205L154 206V208H155ZM167 207H168V206H167ZM189 207H188V208H189ZM191 207H192V208H191ZM200 207H201V206H200ZM200 207H199V208H200ZM203 207H204V206H203ZM240 207H241V208H240ZM1 208H2V207H1ZM12 208L8 209V211L10 210V211L12 212V210H13ZM132 208H133V206H132ZM140 208H141V210H140ZM150 208H151V207H150ZM154 208H153V209H154ZM158 208H160V207H158ZM170 208L168 207V210H170ZM188 208H187V209H188ZM199 208H197V209H199ZM207 208H208V207H207ZM239 208H240V209H239ZM2 209H3V208H2ZM34 209H35V211H34ZM146 209H147V208H146ZM156 209H157V208H156ZM174 209H176L175 206H174ZM205 209H206V207H205ZM205 209H204V210H205ZM209 209H208V210H209ZM225 209H224V210H225ZM234 209H237V210L235 211ZM132 210H133V209H132ZM151 210H152V209H151ZM171 210H170L169 212H172ZM176 210H177V209H176ZM195 210H196V209H195ZM202 210H203V209H199V212H202ZM204 210H203V211H204ZM224 210L222 209L223 212H224ZM227 210H228V211H227ZM232 210H234V211H232ZM13 211H14V210H13ZM135 211H136V210H135ZM146 211H147V210H146ZM155 211H156V210H155ZM155 211H154V213H157V212H155ZM158 211H159V210H158ZM166 211H167V208H166ZM173 211H175V210H173ZM196 211H197V210H196ZM216 211H214V212H216ZM222 211H221V212H222ZM239 211H240V212H239ZM148 212H149V211H148ZM152 212H153V211H152ZM160 212H161V211H160ZM164 212H165V211H164ZM167 212H168V211H167ZM169 212H168V213H169ZM178 212H179V211H178ZM212 212H213V211H212ZM214 212H213V214L219 213V212H216V213H214ZM235 212H236V213H235ZM238 212H239V213H238ZM245 212H246V211H245ZM135 213H138V211L135 212ZM142 213L145 214V213H146L145 210H144V212H142ZM165 213H166V212H165ZM175 213H176V212H175ZM180 213H178L179 215H177V216H182V215H180ZM185 213H186V214H185ZM193 213H194L193 215H195V212H193ZM197 213H198V212H197ZM206 213H208L207 210H206ZM231 213H232V214H231ZM246 213H247V212H246ZM144 214H143V215H144ZM149 214H150V212L148 213V215H149ZM191 214H192V213H191ZM198 214H199V213H198ZM198 214H197V215H198ZM202 214H203V212H202ZM213 214H212V216H214ZM230 214H231V215H230ZM233 214H234L235 220L239 218V219H238V221H239L238 223H237V220H236V221L234 220V218H233ZM238 214L240 215L239 217H238ZM137 215H138V214H137ZM140 215H141V213H140ZM146 215H147V213H146ZM148 215H147V217H148ZM157 215H158V213L156 214V216H157ZM165 215H166V214H165ZM167 215H168V214H167ZM173 215H174V213H173ZM173 215H172V216H173ZM175 215H176V214H175ZM199 215H200V214H199ZM203 215H204V214H203ZM203 215H200V216L202 217ZM228 215H229V216H228ZM235 215H236L238 218H237ZM160 216H162V215H160ZM160 216H158V217H160ZM172 216H171V214H170L169 219H168L167 216H166L167 219H166V217H163V219L165 218V223H164V225L168 224V223H166V221H169V223H170V221H172V223H171L172 225H174V224L177 223V222L175 221V220H177V219H175L176 217L173 216V217H174V218H173ZM190 216H192V215H190ZM200 216H198L199 219H200ZM206 216H207V215L205 214V216H203V217H206ZM212 216H211V217L209 216V218L207 217V219H209V221H210V219L213 218ZM216 216H215V217H216ZM37 217H38V218H37ZM135 217L138 218L139 216H135ZM142 217H145V215H144V216H141L140 222L144 219V218L142 219ZM152 217H153V218H152ZM154 217H155V215H154V216H150V218H152V219L154 220V221H153V220L150 219L151 222H152V221H153V222H156V221L159 222V221H160L159 223H161L162 219L159 220V218H157V217L154 218ZM171 217H172V218H171ZM186 217L188 218V216H186ZM193 217H194V216H192V218H188V219H189V220H190V219H191V220H192V219H195V218H193ZM198 217H197L196 219H198ZM230 217H229V218H230ZM39 218H40V219H39ZM48 218H49L50 220H48ZM137 218H136V219H137ZM161 218H162V217H161ZM182 218H184V217H182ZM182 218H181V219H182ZM247 218H248V216H247ZM262 218L264 219V215H263ZM42 219H43V220H42ZM147 219H149V217H148ZM181 219H180V221H181ZM196 219H195V220H196ZM199 219H198V221H199L200 223H202L201 225H203V223L205 222V221H204L205 219L202 218V219H204V220L200 219L201 221H200ZM263 219H262V221H264ZM137 220H138V219H137ZM144 220L147 221V222L150 221V220H146V219H144ZM144 220H143V221H144ZM178 220H179V219H178ZM178 220H177V221H178ZM184 220H186V219H184ZM184 220H183V221H184ZM145 221H144V222H145ZM196 221H197V220H196ZM196 221H195L196 225L199 226L200 224H199L198 222H196ZM202 221H204V222H202ZM246 221H249V220L247 219ZM246 221H245V222H246ZM38 222H39V221H38ZM162 222H163V221H162ZM175 222H176V223H175ZM186 222H189V221H186ZM206 222H207V220H206ZM48 223H49V224H48ZM159 223H158V224H159ZM182 223H185V222H182ZM182 223L179 222L178 224H176V225H180V224H181V227H178V228H177L176 225H174V226H176V227H172V226H171V227H172L171 230H173V228H174V230H175V228L179 230V228H180L179 232H178V233L175 232V235H172V236H175V237H176L177 234H179L180 232L183 233L184 229L182 230V227L184 226V224H183V226H182ZM193 223H194V222H189L190 226H191ZM197 223H198V224H197ZM236 223L238 224V226H237ZM239 223H240V224H239ZM151 224H152V223H151ZM151 224H149V225L152 226ZM171 224H168V226H167V225H166V226L169 227ZM215 224H216V225H215ZM217 224H218L219 226H221L222 228H224V229H221L223 233L221 232V233L219 234V232H220L219 230H217V229L214 230V227H215V226H216V227H219V226H217ZM31 225H32V224H31ZM149 225H148V226H149ZM161 225L164 226L162 223L159 224L160 227H161ZM185 225H188V223H185ZM193 225H194V224H193ZM214 225H215V226H214ZM226 225H227V224H226ZM262 225L264 226V224H262ZM148 226H147V227H148ZM155 226H156V225H155ZM155 226H153V228H154ZM159 226H158V227H159ZM166 226H165V228H163V227L160 228V227H159L157 230L163 228V230H159V231L163 232V231L165 230V231L167 232V229H168V228L166 229ZM194 226H195V225H194ZM203 226H206V225L204 224ZM245 226H246V224H245ZM245 226H244V227L242 226L244 230H245V228H246ZM186 227H188V226H186ZM186 227H185V228H186ZM191 227H192L191 230H193V229L196 228V227L194 228L193 226H191ZM206 227H207V226H206ZM221 227H220V228H221ZM235 227H238V230H237V228H235ZM242 227H241V228H242ZM247 227H249V226H247ZM153 228H152V229H153ZM201 228L204 229V230H205V229H206V230L208 229V228H205V227H200V228H198V230L201 229ZM228 228H229V230H230L229 232H228ZM233 228H235V229L237 230V232H236V230L233 229ZM154 229H155V228H154ZM202 229H201V231H202ZM218 229H219V228H218ZM247 229H248V228H247ZM252 229H254V227H252ZM78 230H79V228H78ZM155 230H156V229H155ZM155 230H154V231H155ZM171 230H170V228H169L168 232L171 231ZM191 230H190V228H189V229L187 228V231H186V232H190V233H191ZM198 230H197V228H196V231H198ZM204 230H203V231H204ZM206 230H205V231H206ZM209 230H210V229H209ZM234 230H235V233H234V232H233V233H234L235 235L231 232V231H234ZM240 230H241V229H240ZM148 231H149V229H148ZM150 231H151V230H150ZM150 231L148 232V234H150ZM159 231H158V232H159ZM165 231H164V232H165ZM194 231H195V230H194ZM205 231L202 232V234H200V236H198V237L195 236V233L192 231V233H194V234H192L191 237L194 235V238H199V237L201 238L203 234H204V237L206 236V238H207V237H210V236H211L210 232H209V231H206V232H205ZM210 231H211V230H210ZM245 231H246V230H245ZM263 231H264V228H263ZM158 232H155V233H156V236L159 234V236H160V240L162 239V241H163L164 237H166L168 233L165 232V234H164L165 236H163V238H162V236L160 235L161 232H159V233H158ZM186 232H184V233H186ZM78 233H80V230L78 231ZM151 233H152V232H151ZM155 233H154V234H155ZM157 233H158V234H157ZM169 233H170V232H169ZM182 233H181V235H182ZM184 233H183V235H184ZM190 233H189V234H185V235H188V236H186V237H187L186 239H185V238H182V241H183V239H184V242H185V243L182 242V241L178 242V240H177L178 238L176 239V243H177V245H175V246L173 245V246H172V247H174V250H173V251H174V252H173V255H174V256H175L176 254H178L177 251H179L180 248H184V247L187 245L186 243H189V242H188V240H189L188 237L190 236ZM229 233H231V234H229ZM240 233H241V235H240ZM148 234H147V236H148ZM154 234H153V235L151 234V237L156 238V237L154 236ZM162 234H163V233H162ZM171 234H174V233L171 231ZM171 234H170V236H171ZM196 234L198 235V232H197ZM209 234H210V235H209ZM228 234H229V235H228ZM208 235H209V236H208ZM222 235H220V236H222ZM159 236H157V237H159ZM168 236H169V235H168ZM228 236H229L230 238H229ZM236 236H237V235H236ZM244 236H246V237L249 236V238H246V239H250V240H249V241H246V240L244 239V238H245ZM262 236H263V239H264V232H263V235H262ZM149 237H150V235H149ZM149 237H148V238H149ZM175 237H174V238H175ZM181 237H183V236H181ZM191 237H190V239H191ZM217 237H216L217 241H219L220 239L222 240L221 237H220L219 240H218L219 237H218V238H217ZM237 237H238V236H237ZM242 237H243V239L245 240V242H248V243H249L251 240H253V242H251V243L249 244V247H250V248L247 247L248 243H247L246 246L242 243V242H244V240H243V241L240 240V239H242ZM154 238H153V239H154ZM170 238H171V237H170ZM170 238L168 237V239H170ZM174 238H173V240H171V241H172V243L175 244V239H174ZM206 238H205V239H206ZM214 238H215V236H214ZM224 238H225V237H224V235H223V240H224ZM158 239H159V238H158ZM166 239H167V238H166ZM201 239H203V237H202ZM208 239H209V238H208ZM216 239H214V240L216 241ZM150 240H152V239L149 238V241L147 240L148 244H150V243H149ZM155 240H156V239H155ZM155 240H153V241H155ZM179 240H181L180 236H179ZM194 240H195V239H194ZM198 240H199V239H198ZM206 240H207V239H206ZM210 240H211V238H210ZM214 240H211V241H214ZM225 240H224V241H225ZM192 241H193V240H192ZM192 241H190V243H191ZM203 241H204V240H203ZM203 241L200 242V240H199L198 242H200V244L203 243V244H201V245L204 246L207 242H205V244H204ZM211 241H210V242H211ZM215 241H214V243H216ZM235 241H236V240L234 239V242H235ZM239 241H238V243H239ZM258 241H256V245H258V246H259V245H261V246L264 245V243H262L261 241H260V242H261V243H260V242H258ZM263 241H264V240H263ZM155 242L160 243L161 241H160V242L155 241ZM164 242H166V240H164ZM167 242H168V244H169L170 241L167 240ZM210 242H209V243H210ZM245 242H244V243H245ZM257 242H258V243H257ZM152 243H153V242H152ZM157 243H155L154 246H156ZM162 243H163V242H162ZM162 243H160V244H162ZM178 243H179V244H178ZM193 243H194V244H193V247H195L196 242L193 241ZM259 243H260V244H259ZM146 244H147V243H146ZM163 244H164V243H163ZM163 244H162V245H163ZM165 244H166V243H165ZM165 244H164V245H165ZM191 244H192V243H191ZM191 244L188 245V246L185 247V248L188 249L189 246H191ZM200 244L197 243L196 246H198V245H200ZM211 244L213 245V242H212ZM235 244H236V243H235ZM245 244H246V243H245ZM157 245H158V244H157ZM169 245H171V244H169ZM182 245H183V246H182ZM184 245H185V246H184ZM201 245H200V246H201ZM209 245H210V244H209ZM209 245H207V246H209ZM256 245H254V247H255ZM152 246H153V245H152ZM152 246H150V247H152ZM154 246H153V247H154ZM158 246H159V245H158ZM158 246H156V247H158ZM167 246H168V245H167ZM205 246H206V245H205ZM163 247H164V246H163ZM165 247H166V246H165ZM170 247H171V246H170ZM170 247H169V249H170ZM178 247H179V249L177 250ZM193 247H192V251H193V249H194V250L198 249V248H193ZM241 247H243V248H241ZM161 248H162V247H161ZM201 248H203V247H201ZM247 248H249V249H248V251H247V253H246L245 249L247 250ZM146 249H148V245H146ZM149 249H150V248H149ZM149 249H148V250H149ZM152 249H154V248H151V250H152ZM169 249H168V247H167V249L165 248V250H167V251H168ZM172 249H173V248H171L170 250H172ZM187 249H186V250H187ZM206 249H205V250H206ZM219 249H220V248H219ZM219 249H218V250H219ZM224 249H225V248H224ZM224 249H223V250H224ZM240 249L242 250V254H240ZM243 249H244L245 253L243 252ZM254 249L256 250V252H255ZM259 249H261L260 252H263V253L257 252ZM151 250H150V251H151ZM155 250H156V249H155ZM159 250H160V249H159ZM159 250H158V251H159ZM161 250H162V249H161ZM163 250H164V248H163ZM163 250H162V251H163ZM181 250H182V249H181ZM181 250H180V251H181ZM188 250H191V248L188 249ZM202 250H203V252H202ZM202 250H200L201 252L199 251V249H198L197 251H199V253L203 254L204 257H205V256L207 255L206 253H209V252L204 251V248H203ZM218 250H217V251H218ZM221 250H222V249H221ZM230 250L228 249V251H230ZM249 250H252V251L249 252ZM262 250H263V251H262ZM153 251H154V250H153ZM158 251H155V253L153 252V255H154V254H157V255L159 254L160 256L158 255V257L161 258V256H163L164 260H165L166 257L169 256V255H168V256L166 255V257H164V254H165V253L167 254V252L164 251L165 253H162V252L160 253V252H158ZM180 251H179V253H180ZM183 251H184V250H183ZM214 251L212 252V254H214ZM147 252H148V251H147ZM169 252H170V251H169ZM185 252H186V251H185ZM185 252H184V253H185ZM187 252H189V251H187ZM187 252H186V254H187ZM215 252H216V251H215ZM221 252H222V251H221ZM248 252H249V253H248ZM149 253H152V252H149ZM171 253H172V252H171ZM190 253H191V252H190ZM216 253L219 254L218 252H216ZM228 253H229V252H228ZM231 253H232V251H231L229 254L233 256V254H234L235 252H233L232 254H231ZM259 253H260V255H259ZM169 254H170V253H169ZM182 254H183V253H182ZM182 254H181V255H182ZM192 254H193V252H192ZM205 254H206V255H205ZM224 254H226V250H225V253H224ZM257 254H258V255H257ZM147 255L150 256L149 254H147ZM170 255H171V254H170ZM179 255H180V254H179ZM184 255H185V254H184ZM188 255H191V254H187V256H188ZM210 255H211V253H210ZM226 255H227V254H226ZM242 255H243V257H242ZM244 255H245V257H244ZM254 255H256V256H254ZM262 255H263V256H262ZM154 256H155V255H154ZM154 256H153V257H149V259H150V260H151V259H154ZM194 256H198V252H197V255H196V253H195ZM214 256H215V258L218 257V255H215V254H214ZM220 256H221V255H220ZM223 256H224V255H223ZM227 256H228V255H227ZM227 256H226V258H229V257H230V256H228V257H227ZM232 256H231V257H232ZM234 256H235V258L237 257L235 254H234ZM260 256H262V257H260ZM155 257H156L155 259L157 260L158 257H157V256H155ZM175 257H177V256H175ZM180 257H182V256H180ZM184 257H186V256H184ZM192 257H193V256H192ZM192 257H191V258H192ZM198 257H200V256H198ZM204 257L202 258V260L205 259V258H207V256H206L205 258H204ZM211 257H213V255H212ZM211 257L208 258L209 260H210V259L212 260V263H211V264L216 263L217 261H218L219 263H221V262H220V259H222V257H221V258L218 257V258H220V259H219V260H216V262H214L213 259H212ZM251 257H250V258H251ZM168 258H169V257H168ZM168 258H166V260H165L166 263H168V264H169V263H172V262H169V259H168ZM170 258H171V257H170ZM177 258L179 259V261L181 260V259L179 258V256H178ZM187 258H188V257H187ZM187 258H185V259H187ZM191 258H188V259H191ZM218 258H217V259H218ZM223 258H225V257H223ZM226 258H225V259H226ZM233 258H234V257H233ZM250 258H249V261H250V262H248V263H249V264H252L253 262H251ZM252 258H251V259H252ZM155 259H154L153 261H152V260H151V261H152V262H155V261H156ZM172 259H173V257H172ZM183 259H184V258H183ZM183 259H182V260H183ZM225 259H223V260H225ZM236 259H237V258H236ZM242 259L239 258V260H242ZM260 259H259V260H260ZM158 260H160V259H158ZM162 260H163V259H162ZM162 260H160V261L162 262ZM174 260H175V259H174ZM174 260H172V261H174ZM176 260H177V259H176ZM182 260L180 261V263H178L179 261H177V264H183L184 262H186V261H184V260L182 261ZM193 260H195V258H194ZM193 260H192V261L189 260V261H190V262H193ZM196 260H197V261H196ZM196 260H195V261H196V263L198 264V259H197V257H196ZM199 260H200V258H199ZM206 260H207V259H206ZM206 260H204V261H206ZM226 260H227V259H226ZM231 260H232V258H231ZM231 260H228V261L231 262ZM239 260L236 261V262L234 261V263H236V264L239 263V262H240V263H241V262L243 263V262L246 260V258L243 259V261H239ZM147 261H148V260H147ZM167 261H168V262H167ZM170 261H171V259H170ZM187 261H188V260H187ZM189 261H188L186 264H189ZM195 261H194V262H195ZM200 261H201V260H200ZM221 261H222V260H221ZM232 261H233V260H232ZM246 261H248V260H246ZM255 261H257V262H255ZM149 262H150V261H148V264H149ZM152 262H150V263H152ZM156 262H157V261H156ZM156 262H155V263H156ZM163 262H164V261H163ZM175 262H176V261H175ZM208 262H209V261H208ZM210 262H211V261H210ZM218 262H217V263H218ZM223 262H224V261H222V263H223ZM225 262L227 263V261H225ZM229 262H228V263H229ZM155 263H152V264H155ZM157 263H158V262H157ZM159 263H160V262H159ZM240 263H239V264H240ZM242 263H241V264H242ZM248 263H247V264H248ZM254 263H253V264H254ZM162 264H163V263H162ZM175 264H176V263H175ZM191 264H192V263H191ZM199 264H200V263H199ZM201 264H202V263H201ZM203 264H204V263H203ZM206 264H210V263H206ZM231 264H233V262H231ZM243 264H244V263H243Z\"/></svg>",
    "mask_w": 264,
    "mask_h": 264
},
{
    "label": "crops",
    "instance_id": "3",
    "mask_svg": "<svg viewBox=\"0 0 264 264\" xmlns=\"http://www.w3.org/2000/svg\"><path fill=\"white\" fill-rule=\"evenodd\" d=\"M262 93H263V94H262ZM262 93H261V95L264 97V92H262ZM262 96H260V98H262ZM208 118H211V117H208ZM208 118H206V119H208ZM206 119H205V121L202 123L203 125H201V126H200V124H198V125L200 126V128H201L202 126H204L203 128H201V129H202V130H201V131H202V134H203V130H204V132H205V133L207 134V136H208V139H209V140H210L211 138L213 139V140L211 139V142L213 143V145H212L211 142H210L211 146L213 147L212 150L215 151V152H216L217 150H219V149L221 150L220 146L222 145L223 147L227 146V148H228V152H229L230 154L233 152V153L231 154V156H232L233 154H236V152H237L236 155H238L239 152H241L240 154H244V156H243V155H240V154L238 155V156H239V162L242 161L241 163L243 164V165H241V164L239 163V166H241L244 170H247V171H249V172L245 171L244 173H240V176H242V178H244L243 182H244L245 184L247 183V185H245L244 183L241 184V187L245 189L244 192H246V193L249 194V196H247V198H251V196L254 197V198H257V197H258V198H259V201H258V199H257V201H258V202H262V201L264 200V198H263V199L261 198L262 195H263V197H264V194H263V193H264V192H263V191H264V187L258 186V184H259V182L261 181L260 178H264V177H263V175L260 173V174L262 175V177L259 176L260 178L257 179L258 176H257V172H256V170H253V171H252L253 168H252L251 170L248 169V168H251L252 166H255L256 168L254 167V169H257V170H258V168H259L258 166H256V165H259V164H257V163H256V165H251L252 163L249 161L250 159H251V161H252V160L255 161V162L258 161V162L261 164L260 167H262V166L264 167V158H262V157H264V156H262L263 154H262V153L259 154V155L262 154V155H261L262 157H257V156H259V155H257V156L255 155V156H254L255 153H257V152L259 153V152H260V151L257 149V148H260V147H259L257 144H256V145H257V148H254L255 146L253 147V146L251 145L252 148H253V150H254V149H257V150H254V152H253L251 146L249 145V144H252V143H251V142L249 143V140H248V139H250V138H249L250 136H248V134H249L248 132H249L250 128H251V127H256V125L247 128L246 125H247L248 123L244 124L243 129L246 127L245 129L248 130V132L245 133V134H247L246 138L248 137V139H247L248 142H246V143L248 144V146H245L246 143L242 145L243 140H242V141H239L238 143H233V144H231L232 142L230 141L231 133H230V135H229L228 132H231V131L233 132V130H234L233 127L235 128V130H234L233 133H235L236 129H238V128L241 130V127H238L239 124H236V125H237L236 127H235V125L231 126V123H230L229 121L226 120V122H225V123L223 122L222 124L219 123V122H216V123H215L216 126H215V124H214L215 121H214V120L211 121L212 118L209 119V121H206ZM212 122H213V123H212ZM251 122H252V121H250L249 123L251 124ZM232 123L234 124L235 122H232ZM254 123H255V122H253L252 124H254ZM261 123H262L261 125L264 127L263 122H261ZM204 124H205V125H204ZM256 124H257V123H256ZM259 124H260V122L258 123V125H259ZM219 125H220V126H219ZM221 125H222L223 129H224V128L226 129V128L228 127V129H230V130H228V132H226L225 129H224V130L222 129L223 131H225V132H223V133L219 131V132H220L219 134H224L225 138H224V136L221 135V136H222V140H223V142H220V143H222V144H218V143H217L218 145H216V143H214V142H217V141H216V139L213 137V135H217V136H218V130H221V128H222ZM225 125H226V126L228 125V126L226 127ZM241 125H242V124H241ZM248 125H249V124H248ZM258 125H257L258 128L256 127V128H255V131H256V129L260 130L259 128H261V126H260V125L258 126ZM217 126H218V127H217ZM239 126H240V125H239ZM214 127H215V128L217 127L218 130L215 129ZM219 127H220V128H219ZM231 127H232V129H231ZM200 128L198 127L197 129L200 130ZM205 129H206V130H205ZM251 129H252V128H251ZM263 129H264V128H263ZM222 130H221V131H222ZM226 130H227V129H226ZM240 130H238V131H240ZM247 130H246V131H247ZM261 130H262V129H261ZM201 131H200V132H201ZM209 131H210V133L214 132V133L211 134L212 137L209 135V134H210ZM238 131H236V132L238 133ZM246 131H243V130H242V136H243V139H244V140H245V137H244L245 134H244L243 132H246ZM251 131H252V130H251ZM253 131H254V130H253ZM253 131H252V132H253ZM259 132H260V131H259ZM262 132H263V131H261V132L259 133V137H258L256 140L254 139V141H252V142L255 143V142H257V140L261 141V139H262V138H261L262 135L260 136V134H261ZM205 133H204V134H205ZM225 133H228V135L225 134ZM233 133H232V135H233ZM237 133H236V134H237ZM250 133H251V132H250ZM251 134H252V133H251ZM251 134H249V135H251ZM262 134H264V132H263ZM226 135H227L228 137H227ZM254 135H255V137H256V136L258 135V131H257L256 134H254ZM209 136H210V137H209ZM221 136H219L220 139H221ZM238 136H239V135H236V137H238ZM242 136L240 135L241 138H242ZM215 137H216V136H215ZM252 137H253V134H252L251 138H252ZM217 138H218V137H217ZM253 138H254V137H253ZM214 139H215V141H214ZM220 139L218 138V142H219ZM224 139H225L226 141H224ZM222 140H221V141H222ZM213 141H214V142H213ZM245 141H246V140H245ZM259 141H258V142H259ZM208 142H209V141H208ZM228 142H229V143L231 142V143H230L231 146L229 145ZM261 142H262V141H261ZM263 142H264V141H263ZM223 143L226 144V145H224ZM227 143H228V144H227ZM259 143H260V142H259ZM214 144H215L216 146H215ZM234 144H235V146L238 145L239 147H237V146L235 147ZM239 144H240L241 146H240ZM261 144H262V143H260V145H261ZM263 145H264V144H262V146H263ZM211 146H210V147H211ZM214 146H215V148L219 146V147H218L219 149L217 148V149L215 150ZM222 146H221V147H222ZM229 146H230V149H229ZM249 146H250L251 149L249 148ZM234 147L236 148V150H237V148H240V149H238L237 151H232V150H235ZM242 147H243V148H242ZM263 147H264V146H263ZM225 148H226V147H225ZM227 148L224 149V150L226 151V152H225L226 154H225V153L222 154V153H223L222 151H224L223 149H222L221 152H218V151H217L219 154H220V153L222 154L221 156L218 155V154H213V156H214V155H215V156L218 155L217 157H215L216 159H218V161L216 160V164H217L218 162H220V164L218 163L219 165H223V164L226 163V162H225L226 160H224V159H225L226 157H230V154L227 155V153H228V152H227ZM261 148H262V147H261ZM241 149H242V150H241ZM243 149H244V150H243ZM246 149L249 150V151H248L249 153H250V152H251V153L248 154V152L245 151ZM212 150H211V153L213 152ZM220 150H219V151H220ZM239 150H240V151H239ZM230 151H231V152H230ZM262 151H264V150H261V152H262ZM242 152H245V153H242ZM209 153H210V151H209ZM246 154H247V156H246ZM251 154H252V155H251ZM211 155H212V154H211ZM225 155H226V157H224ZM219 156H220V158H218ZM250 156H251V157L254 156V159L251 158ZM241 157H242V158H241ZM243 157H245V158H244L245 161H244ZM255 157H257L258 159L261 158V159H259L261 162H260L258 159H256ZM223 158H224V159H223ZM221 159H222V160H221ZM226 159H227V158H226ZM219 160H220V161H219ZM223 160H224V161H223ZM222 161H223V164H221ZM262 161H263V162H262ZM224 162H225V163H224ZM244 162H245V163H244ZM249 162H250L251 164H249ZM262 163H263V164H262ZM219 165H218V166H219ZM248 165H249V166H248ZM218 166H217L216 168H218L217 170L220 172V170H221L222 167L220 166L221 168L219 169ZM243 166H245V168H244ZM223 167H224V166H223ZM241 167H240V168H241ZM222 169L224 170L225 168H222ZM259 169H260V168H259ZM223 170H222V171H223ZM241 170H242V169H241ZM244 170H242V171H244ZM262 170H263V169H262ZM262 170H258V172H260V171H262ZM242 171H241V172H242ZM250 172H251V175H250ZM253 172H254V173H253ZM255 172H256V174H255ZM263 172H264V171H263ZM263 172H262V173H263ZM241 174H242V175H241ZM243 174H244V176H243ZM246 174H247V175H246ZM253 174L256 175V177H254ZM223 175H224V174H223ZM227 175H229V174H227ZM252 175H253V177H251ZM258 175H259V174H258ZM217 176H218V174H217ZM245 176H246V178H245ZM218 177H219V176H218ZM247 177H250V180H251V179H254V178H256L257 180H259V182L253 180V181L257 184V185H255V186H257V187H255L254 185H253V187H252V184H255V183H252V182H251L252 180L250 181L249 178L247 179ZM245 179H246V180H245ZM240 180H241V177H240ZM246 181H249V182H250V186H249L248 182H246ZM261 183H264V180H263V182H261ZM243 185H244L245 187H244ZM248 187H249V188H248ZM252 188H254L253 191H252ZM256 188H257L258 190H257ZM249 189H250L252 192H250ZM261 189H262V190H261ZM254 190H255V191H254ZM260 190H261L262 192H261ZM246 193H244V194H242V195L244 196V195H246ZM261 193H262V194H261ZM248 194H247V195H248ZM250 195H251V196H250ZM259 195H260V196H259ZM255 196H257V197H255ZM260 198H261V199H260ZM243 199H244V197H243ZM245 200H246V199H245ZM252 200H253V202H252ZM255 200H256V199H255ZM248 201H249V202H246V205H249L250 207L245 208V209L243 208V209H244V210H246V209L250 210V209H251V210H252V214H253V209H254V211H256V212H254L255 214L257 213L256 216H255V214H254V215L248 214V215H249V216H248V220H252V221H251L252 224H253V225H257L256 223H258L259 218H260V219L262 218L261 215H262V214L264 215V212H262V211H264V204H262L264 201H263L262 203H257L259 206H262L261 209H263V210H261L260 208H259L260 210H259L258 208H256V205H255L256 203L254 204V199L251 198V199L248 200ZM257 201H256V202H257ZM242 202H243V201H242ZM250 202H252V203H250ZM248 203L252 204V206H251L250 204H248ZM243 204H245V202L242 203V206H243ZM253 205H254V206H253ZM246 207H247V206H246ZM257 207H258V206H257ZM249 208H250V209H249ZM255 208H256V210H255ZM257 210H258V211H257ZM260 211H261L262 213H261ZM246 212L248 213L247 210H246ZM258 216H260V217H258ZM250 217H251V218H250ZM253 217H254V219H253ZM256 217H257V219H256ZM253 220H257V221H255V222H256L255 224H254V221H253ZM248 222H249L248 225L251 224L250 221H248ZM252 224H251V226H252ZM249 226H250V225H249Z\"/></svg>",
    "mask_w": 264,
    "mask_h": 264
}]
</instances>
